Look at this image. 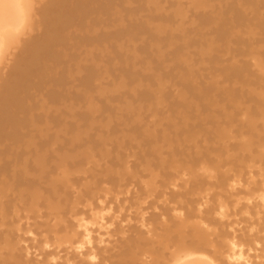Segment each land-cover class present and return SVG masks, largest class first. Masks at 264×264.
I'll return each mask as SVG.
<instances>
[{"label": "bare ground", "instance_id": "bare-ground-1", "mask_svg": "<svg viewBox=\"0 0 264 264\" xmlns=\"http://www.w3.org/2000/svg\"><path fill=\"white\" fill-rule=\"evenodd\" d=\"M85 1H88V0H85ZM96 1V0H95ZM98 1V0H97ZM104 0H100V1H98V2H100V3H98L97 2V7L98 8H101L102 7V9L103 10H110V7H107V1L105 0V3L103 2ZM115 1H117V0H115ZM188 1V0H187ZM205 1V0H204ZM233 1V0H232ZM245 1H247V0H245ZM245 1L243 0V2H244V4H247V5H245V6H248L249 5V7H250V5H252V4H250V3H245ZM84 2V1H83ZM81 0H0V264H35L34 262H32L31 261V259H29V260H27V261H24L23 260V253H24V249H29V247H30V245L33 247H36V248H38V250H36V251H38L39 252V255H40V258L38 257L37 258V260H36V264H264V253H262V255L261 256H257V259H258V262H256V261H254V255H253V253H251L252 255H253V257L251 256V254H249V250H250V246L248 247L249 248V250H246L247 248H246V245H244V243H242L241 241H240V239L238 238V236L237 235H231V237H229L230 239H231V241H229V239H222V236L221 235H217V230H212V226L210 225V224H208V223H210L209 221H208V223H207V221H206V223H205V221L204 222H202L201 221V224L203 225V227L205 228H203V227H201V229L200 230H198V226H199V224L198 223H196V224H193L194 226L193 227H191V225L189 224V222H190V220H191V218H193V214L191 213V212H188L187 214H185L184 213V209H185V207L183 206V205H177V206H174V205H171L172 207H170V205L168 204V203H166V201L167 202H171V201H173V200H175V198L176 197H188L189 195L192 197V195H196L198 192H199V197H200V195H203V194H201L200 192H201V190H202V188H203V185H205V182H207V177L209 178V177H212L213 175H217V177H216V179L215 180H213L212 182H214V184H215V187L217 188V187H219V188H224V187H226V186H228L229 184H230V182H233V184H232V186H231V184H230V186H231V189L233 190L234 188H232L233 187V185L235 184H238V183H240L241 181H242V178L244 177V175H245V173H244V169H242L243 167L241 166L243 163H241L240 164V167L241 168H234L233 170H230L229 168H228V170H224V167L225 166H228V165H230L231 163H230V160H229V162L228 161H225V160H223L222 159V156L221 155H214L213 153H212V151L213 150H216V149H212V151H211V145H209L208 146V144L210 143H207V142H205V144L206 145H204V148H203V150H202V148H200V144H201V141H202V139L204 138V136L205 137H208L209 135V137L208 138H211V136H213V135H211V134H213L214 132V134H219L220 132H221V130H222V128H220L223 124H226V120L223 122V121H216L215 122V120L214 119H217V118H219V117H216V118H214L213 119V117H211L212 115H208V116H206V115H203V113H205V112H208L207 110L209 109V106L207 105L208 104V102L211 104L212 102H210V101H212L211 99H208L210 96H208L207 95V93L205 92L206 90L208 91L209 89H206V88H202L201 90H199V91H202L201 93H199V94H197L196 95V93H194L193 91H194V89L195 88H193V85H194V87H196V90L195 91H197L198 90V85L199 84H194V82L195 83H197L196 81H198V78L199 77H197V76H195L196 78H194V76H192L193 74H195V73H192L194 70H193V66H192V64L190 65V62L192 61L191 60V58H190V62L188 63V61H186V60H188V59H186L185 61H186V65L185 66H183L182 64H185V61H183L182 60V62H184V63H182L181 64V69L179 68L180 67V64H179V62H178V66L179 67H177V68H179V72H178V75L180 74V73H182L181 72V70L183 71V72H185L184 71V68L183 67H187V65L189 64L190 66H192L191 68H192V70H190L191 72H190V74H191V77L192 78H189L190 77V74H188V75H186V76H188V79L190 80V81H193V82H189V80L188 79H186V82L188 81V83H190V86H189V88H188V86L187 85H189V84H185V83H182V82H184L185 81V78H187L186 76H185V78H183L184 79V81H182V82H180V81H178L179 82V85H181V83H182V85L183 84H185L186 86H187V88H188V90H187V88H186V90H183L184 88H181L180 90H179V92L180 93H182L183 94V92L184 91H186V92H184V94L187 96H185L184 97V99H183V97H181L182 99H183V101H179V100H177V101H179V105L180 106H177V110H176V107H174L173 108V104L171 105L170 104V107H168L167 109V114H169L168 116H169V119H173V114L175 115V114H179V115H175V117L177 118L178 117V119H177V121L178 120H180V122L179 123H181L180 124V126H178V124H177V122L176 121H174V120H176L175 118H174V120H172V122L170 123V125H174V127H176V133H177V135L176 136H178V135H181V131L182 130H185L184 131V134H182V135H184L185 136V142L186 143H188V144H190V143H192V142H194L195 141V147L194 148H196L197 150L195 151V153H192V152H190V153H192L191 155H190V153H188V152H186V153H188L189 155L188 156H186V158L184 157V155H185V151L186 150H184V148H186V147H184V148H178L177 147V149L178 150H176V152L178 153H181L182 154V156L184 157V159H181L180 161H182L181 162V164H179V165H176L177 163H174V162H177V160L176 161H174V159H175V157H174V159L173 158H171L170 160H172V161H169V155H170V153H168V151H165V145L170 141V140H174L175 138L173 137V138H169V135H167L166 134V132H165V130L164 131H158V130H160V129H158V127H156L155 129H158V130H155L154 132H151V129H147L146 131H142V132H140V130H135L136 128H134L135 126H133V128H132V131L135 133V132H137V131H139L140 132V134H138L139 132H137V133H133L134 135H132V136H136V137H138V139L141 137V138H143L144 140L143 141H140V140H138V141H140V143H139V148H141V150H143L144 148H147V149H150L152 152H153V155H149L150 156V158L151 159H147V161L145 162L146 164L144 165V169H143V171H142V173L144 174V175H148L147 177H151L150 178V181H148V182H146V181H144L143 183H145V185H143V187L145 186V190L143 191V192H146V194L147 195H149L148 197H150V194H152V196L154 197V202H155V200H158L159 198H161V196H163L162 198L163 199H165V200H160V202H162V201H164V204L161 206V207H158V209L157 208H155L156 210H158V212H159V210H160V212L158 213H156V212H154V213H152V214H150L149 215V217L147 218V217H145L144 219H145V221H149V223H147V224H149V225H147L146 223H145V225H144V227H150L151 229H147V230H131L132 228H133V226H128V229L127 230H107V235L109 236L108 237V245H106V246H96L95 245V242H96V239H97V237L95 236L96 234H98V233H100V231H102V230H100L101 228H104L103 226H101V227H99L100 225H101V223L104 221V220H107V221H110V220H112L113 218H107L105 215H104V211H105V205L106 204H109V203H111V202H113V200H116L118 203H122V201H123V203L125 202V201H127L128 199H131V198H135V195H137V193H138V190H139V184L137 183L138 181H136V178H133L135 181H131L130 182V180H131V178H126V179H124V180H122L123 181V183H121V182H119L118 183V186H117V182H118V180H117V177H118V175L115 173L116 172V167L115 166H111V165H109V164H114V165H116L115 163H117V164H122V165H125L126 166V169H129V170H131L132 168H138L139 166H142V164L140 165V162L138 163V162H136L137 160H138V158L135 160L134 158H130V156L132 155V154H129L128 155V153H127V155H126V157H127V161H125V160H122L123 158L121 157V159H120V157H118V156H113L112 154L113 153H111L112 152V150L111 149H109V150H107V152H105L104 150L103 151H101V156H103V158L106 160V158H107V156H108V159L106 160V165L104 166V167H102V164H97V166H95V167H93V166H89L90 168L89 169H87V171L86 172H83V174H81L82 172H74V168L77 166V165H79V166H81V164H83V163H85L84 162V160H83V158H84V156L86 157V153H87V150L84 152V153H82L83 151L82 150H80L79 149V152L81 151V155H79V154H77L76 153V155H74L73 156V154H64V155H62V154H60L61 153V151H62V149L65 147V145H66V142L67 141H70V140H72V141H74V139H72L71 137H72V135H74L75 134V131H76V129H74V127H77L79 130H80V132H81V130H82V132H84V128H86V125H90V126H93L92 124H86V123H88L87 122V120H88V117H89V119H90V117H91V114L90 113H88L90 116H88L86 113V111L88 110V109H90V110H92L91 108H90V106H91V102L92 101H90L93 97L95 98V96H94V94L93 93H95V94H97V88H101L102 87V83H103V81L104 80H100L98 77V79L97 78H94L93 76H92V72L91 71H89V69H91V68H87V66L85 65V67L88 69V71H89V74H87L88 76H82V74H81V76L82 77H75V74L78 72V70L79 71H84V69H83V65L81 64V65H78L77 64V62H75V64H74V66L77 64V66H75V67H73L72 65H73V63L74 62H70L69 63V61H65V60H67V58L68 59H70L71 58V56H74V54H76L75 52V50H73L74 48H78V47H73V46H75V45H77V42H75V41H72V40H74V39H76V37H78V33H80L81 31H80V29H76L78 26L79 27H81L83 24H84V22H86L87 21V16L89 15L88 13H90V12H88L87 11V9H88V7L85 5V3H83ZM93 1H91V3H92ZM129 3H130V1H128ZM193 2V1H192ZM195 2H197V0H195ZM203 2V1H202ZM202 2H201V4H202ZM243 2L241 3V5H238L237 7H240V6H242L243 5V8L242 7H240V8H242V9H244V4H243ZM262 2V1H261ZM109 3V2H108ZM112 3H115V2H112ZM127 3V2H126ZM160 3V2H159ZM183 3H184V1H183ZM188 3H189V1H188ZM194 3V2H193ZM200 2H198V4H197V6H199V5H201V4H199ZM253 3V2H252ZM255 3V2H254ZM260 3V2H259ZM131 4V3H130ZM130 4H128V5H130ZM191 4V3H190ZM204 4V3H203ZM235 4V3H234ZM85 5V6H84ZM192 5H194L195 6V4H191V7H192ZM117 6H119V5H117ZM216 6V5H215ZM232 6V5H231ZM255 6V7H254ZM256 6L257 5H255V4H253L252 5V9H253V11H251V12H249V8H248V13H252V12H254V14H255V18H254V16L252 17V25L254 26L255 24H256V22H257V24H256V26H254L253 28L255 29V27L257 28L258 27V29L260 28V29H262L263 27H264V14L263 13H261L260 14V12L262 11V10H260V11H258L259 10V6H257L258 8H256ZM87 9H86V8ZM121 7V6H120ZM129 7V6H128ZM190 7V6H189ZM229 7V6H228ZM227 7V8H228ZM235 7V6H234ZM96 8V7H95ZM116 8L117 7H115L113 10H116ZM119 8V7H118ZM217 8V7H216ZM215 8V9H216ZM221 8H223V10L225 9L224 7H222L221 6ZM221 8H218V9H216L217 11H221ZM239 8V9H240ZM246 8V7H245ZM255 8V9H254ZM94 9V8H93ZM157 9V8H156ZM176 9H178V11H179V8H176ZM190 9V8H189ZM194 9V8H193ZM198 9V8H197ZM213 10H215L214 8H212ZM247 9V8H246ZM251 9V10H252ZM89 11H90V9H88ZM96 10H97V8H96ZM95 10V11H96ZM103 10H101V11H103ZM173 10V9H172ZM200 10H202V9H200ZM203 10H206V9H204V7H203ZM202 10V11H203ZM221 11V12H219V13H217L218 15H219V17H218V19H216L215 17V19L217 20L216 22L217 23H221V24H219V25H221L222 26V22H220V20L219 19H221V20H223V18L225 19V18H227L226 16L224 17L223 15V17L222 18H220V14L222 13V12H224V11ZM236 10H237V8H236ZM241 10V9H240ZM91 11H93L92 9H91ZM95 11H93L92 13H94ZM116 11H118V10H116ZM120 11V10H119ZM118 11V12H119ZM189 11V10H188ZM198 11V10H197ZM197 11H196V13H197ZM209 11V10H208ZM243 11V10H242ZM245 11V14L243 15V12H233L232 14H231V18H232V22L230 23V24H232L233 26L234 25H236L237 27H239L238 28V33L240 32H243V29L245 28L246 30L248 29V34L250 35V34H252V35H254L253 37H252V39L251 40H246V36L248 35L247 33H246V35H245V33H243L244 34V39L246 40H244L243 38L240 40L239 38H237V36L234 38V40L232 41H230V42H232V43H234L235 45H238V47H237V49H236V51L237 50H239V45L240 44H242V40H244L243 41V43L244 42H249L250 44V47L252 48V46H255V44H256V48L258 47L259 49H258V51L257 50H254L255 52L257 51V52H259L260 53V56L262 57V55L264 54V31H257L258 29H253L252 28V26H251V31L249 30V25H250V22L251 21H249V22H247V20H249V18L251 19V17H249L251 14H248L246 11L247 10H244ZM264 11V10H263ZM99 12V11H98ZM107 12V11H106ZM109 12V11H108ZM112 12V11H111ZM199 12V11H198ZM206 12H207V10H206ZM216 12V11H215ZM96 13V12H95ZM101 13V12H100ZM112 13H114V14H116V12H112ZM111 13V15L113 16L114 14H112ZM180 13V12H179ZM200 13H201V15H202V12L200 11ZM246 13H247V16L245 17V15H246ZM120 14H121V12H120ZM176 14V13H175ZM189 14V13H188ZM187 14V15H188ZM197 14H199V13H197ZM206 13H204V15H205ZM212 14H213V12H212ZM224 14V13H223ZM263 14V15H262ZM91 15V14H90ZM101 15V14H100ZM103 15V16H102ZM101 16V18L103 19V18H106V16L104 17V14H102ZM119 14L117 13L116 15H115V17L116 16H118ZM190 15V14H189ZM201 15H200V18H202L201 17ZM228 15V14H227ZM252 15H253V13H252ZM121 15H119V17H120ZM178 16V15H177ZM215 16H217V15H215ZM91 17H92V15H91ZM98 17H100V16H98ZM108 17V16H107ZM115 17H110L111 19H114ZM118 17V19H116L115 18V20H114V24H113V22H110V21H107V22H110L111 24H112V26L113 25H117L116 23H120V26L121 27H119V28H122L123 26L121 25V24H123V23H121L122 21H121V19H122V16L119 18ZM176 17V16H175ZM184 17H186V19H187V17L188 16H184ZM184 17H182V18H184ZM197 18L199 17V15H197L196 16ZM229 17V16H228ZM249 17V18H248ZM109 18V17H108ZM153 18V17H152ZM152 18L150 17V19L152 20ZM181 18V19H182ZM196 18V19H197ZM214 18H212V19H214ZM236 18L237 20L236 21H234V19ZM248 18V19H247ZM92 19V18H91ZM100 19V18H99ZM98 19V20H99ZM119 19H120V21H119ZM154 19H155V16H154ZM153 19V20H154ZM185 19V20H186ZM211 19V18H210ZM254 19H255V21L256 22H253L254 21ZM119 22H118V21ZM188 20V19H187ZM219 20V21H218ZM103 21V25H105L104 24V21L106 22V20H102ZM117 21V22H116ZM161 21H162V19H161ZM183 21V20H182ZM181 21V22H182ZM192 21H194V20H192ZM208 22H209V20H207ZM225 21V20H224ZM227 21V20H226ZM225 21V22H226ZM89 21H87L86 23L87 24H91V23H88ZM116 22V23H115ZM132 22V21H131ZM146 22H148V19H147V21ZM145 22V24H147ZM184 22V21H183ZM186 22V21H185ZM184 22V23H185ZM201 22H203V24H204V22H205V20L204 21H201ZM208 22L206 23L205 22V26H206V24L208 25ZM210 22H211V20H210ZM209 22V23H210ZM213 22H215V20H212V24H213ZM237 22H240L241 24V27H243L244 25H245V27L244 28H241L240 27V25H238L237 24ZM183 23V24H184ZM191 23V22H190ZM197 23V22H196ZM242 23H244V25L242 24ZM249 23V25H247ZM86 24V25H87ZM99 25H102L101 23H98ZM144 24V25H145ZM149 24V23H148ZM152 24H154V23H152ZM165 23H163L162 25H164ZM211 24V23H210ZM210 24H209V26H210ZM227 24V23H226ZM85 24H84V26H86ZM89 25H87L86 26V29H85V27H83V32H81V33H85V32H87V33H89V34H87L86 35V33L85 34H81V38L83 39H89L90 40V38H91V33H94V36H96L97 38L101 35V34H98L97 33V35H95V31H97L98 32V30H100V29H98V27H97V29H96V27H94L95 25L97 26V24H95L94 22L91 24V26H90V31H92V32H88V28H89ZM123 25H125V24H123ZM162 25H160V26H162ZM192 25H193V22H192ZM191 25V26H192ZM194 25H197V24H194ZM193 25V26H194ZM218 25V24H217ZM218 25V26H219ZM243 25V26H242ZM126 26V25H125ZM124 26V27H125ZM136 26V25H135ZM147 26V29H148V31H149V33H147V29H143L144 31H142V33L143 32H145L146 34H148V37L150 36L151 37V34L150 33H153L154 32V34H155V36L157 35V33H159V31H153V28L151 29V28H148V25H146ZM145 26V27H146ZM158 26V25H157ZM160 26H158V27H160ZM176 26V25H175ZM192 26V27H193ZM204 26V27H205ZM218 27V30L220 29V28H222V27ZM226 26V25H225ZM236 26H234V28H236ZM246 26H247V28H246ZM260 26V27H259ZM75 27V28H74ZM78 27V28H79ZM88 27V28H87ZM91 27H94V30L91 28ZM100 27H102V26H100ZM108 27V26H107ZM110 27V26H109ZM163 27V26H162ZM162 27H160L161 29H162ZM164 27H166L165 25H164ZM197 27H198V25H197ZM217 27V26H216ZM228 27H230L229 26V24H228ZM114 28H116V31H117V27L116 26H114ZM118 28V29H119ZM126 28V30H127V27H125ZM130 28L131 27H129V30H130ZM134 27V25H133V28H131V32H129V30H127L128 31V34L130 33V36H128V35H126L124 38H120L121 36H122V34H123V36H124V28H122V29H119V30H121L120 32L122 33H119L118 34V32H119V30H118V32H112L115 36H116V34H117V36H118V38L117 39H119V42L117 43V45H119L120 47H122L123 48V44H121L120 45V43H122V42H120L121 41V39H125L127 36L129 37L128 39L129 40H127V43H128V41H130L131 40V42H134V41H137V39L138 38H136V40L135 39H132V38H130L131 36L133 37V38H135V36H136V34L134 35V32H136L137 33V31H132V30H135V29H137V28H135ZM181 28H183V27H181ZM180 28V29H181ZM186 28H189V27H187L186 26ZM194 28V27H193ZM241 28V29H240ZM71 29V30H70ZM76 29V31H78V33H76V31L74 32L73 30H75ZM96 29V30H95ZM104 29V28H103ZM108 29V28H107ZM150 29H151V31H150ZM165 31H166V29L165 28H163ZM172 29V28H171ZM170 28H169V30H171ZM202 29V28H201ZM214 29V28H213ZM217 29V28H216ZM244 29V30H245ZM253 29V30H252ZM259 29V30H260ZM84 30H87V31H84ZM109 30H110V28H109ZM111 30H112V28H111ZM115 30V29H114ZM114 30H112V31H114ZM139 30H140V28H139ZM154 30H156L155 29V27H154ZM157 30H158V28H157ZM218 30H216L217 31V39L219 40V42H220V44L221 43H226L227 44V42H228V40L226 39V42H225V37H223L222 38V36L220 37V38H222L221 40L222 41H220V38L218 37V36H220V34L221 35H223V34H226V32L224 31V30H221L220 29V31L218 32ZM240 30H242V31H240ZM246 30H245V32H246ZM103 31V30H102ZM153 31V32H152ZM188 31V30H187ZM187 31L185 32V33H187ZM204 31V30H203ZM209 31V30H208ZM211 31V30H210ZM252 31H254V32H252ZM255 31H256V33H255ZM133 32V33H132ZM170 32V31H169ZM177 32V31H176ZM180 32V34L179 35H181V37H183L184 35H185V33H184V35L182 36V31H179ZM228 32V31H227ZM103 33H104V31H103ZM140 33V34H139ZM167 33H168V31H167ZM166 33V34H167ZM190 33V32H189ZM189 33L187 34V36L185 35V37H183L184 39H185V45H186V43L187 42H192L193 41V43L192 44H194L195 42L197 43L198 42V44H199V42H200V38H202L203 39V41L201 40V42L202 43H208V41L210 40L209 38H206V39H204L202 36L201 37H198L197 36V39L195 40V38L196 37H194L193 38V40L192 39H189L188 41L186 40V38H188V36H189ZM202 33V31H200V33H198V35L199 34H201ZM229 33V32H228ZM233 34L235 33V32H232ZM254 33V34H253ZM109 34V33H108ZM121 34V35H120ZM139 36H141L142 34H141V32L139 31L138 33H137ZM150 34V35H149ZM153 34V35H154ZM165 34V35H166ZM169 35H171V36H173L172 38H174V39H178V38H180V36L179 35H177L176 33L174 34L173 33V31H171L170 33H168ZM219 34V35H218ZM243 34H242V36H243ZM74 35H76V37H74V38H72ZM84 35H86L87 37L85 38V36ZM88 35L90 36V38H88ZM113 35V36H114ZM144 35V34H143ZM152 35V37H155V36H153ZM159 35V34H158ZM157 35V36H158ZM164 35V34H163ZM176 35V36H175ZM203 35V34H202ZM206 34H204V36H205ZM235 35H237V33H235L234 34V36ZM240 35V34H239ZM252 35H250V36H252ZM84 36V37H83ZM94 36H93V34H92V37L94 38ZM109 36H110V34H109ZM112 36V37H113ZM116 36V37H117ZM120 36V37H119ZM146 36V35H145ZM176 38H175V37ZM177 36H179V37H177ZM200 36V35H199ZM224 36V35H223ZM241 36V35H240ZM95 37V38H96ZM143 37V36H142ZM151 37V39L154 41V40H158V39H162V37L160 38L159 36H158V38H152ZM164 37V36H163ZM168 37H170V36H166V38L165 39H167ZM206 37V36H205ZM215 37V42L217 41L218 42V40H216V36H214ZM79 38H80V36H79ZM76 39V40H81V39ZM94 38V39H95ZM164 38H163V40H164ZM172 38H170V40H169V42H167L166 40H164V43H166V44H168V43H170L171 42V40H173ZM183 38H180L181 40L183 39ZM199 38V39H198ZM83 39V40H84ZM92 39V38H91ZM104 39V38H103ZM106 39V38H105ZM114 39V38H113ZM180 39H179V41H180ZM232 39V38H231ZM82 40V41H83ZM97 40H99V39H97ZM133 40V41H132ZM140 40H141V38H140ZM154 41V43H158V41ZM191 40V41H190ZM239 40H240V42H239ZM19 41H21V43L20 44H18V42ZM78 41V42H79ZM81 41V42H82ZM85 41H87V40H85ZM94 41V43L96 42V40H93ZM146 41V40H145ZM152 41V42H153ZM160 41H162V40H160ZM159 41V42H160ZM187 41V42H186ZM195 41V42H194ZM205 41V42H204ZM212 41V43H213V40H211ZM252 41H254V43L252 42ZM69 42H71L72 44L73 43H76V44H74L73 46H71V50L70 49H68L67 50V48H68V44H71V43H69ZM80 42V43H81ZM90 44H91V40L90 41H88ZM88 42H87V44L86 45H84V43H83V45L82 46H84V48H86V47H88ZM102 42V41H101ZM131 42L129 43L130 44V46H133V47H136V46H134V45H132V44H136L137 42H135V43H132L131 44ZM148 42H149V38H148ZM152 42H151V44H152ZM173 42H174V40H173ZM181 42V41H180ZM179 42V43H180ZM184 42V41H183ZM182 42V43H183ZM200 42V43H201ZM216 42V43H217ZM239 42V44H237ZM247 42V43H248ZM81 43V44H82ZM125 43V45H127V43L126 42H124ZM144 43V42H143ZM146 43L147 42H145L143 45H145V47H144V49L146 48ZM156 43V44H157ZM163 43V44H164ZM172 43V42H171ZM170 43V44H171ZM177 44V45H179V46H177V47H180V49H176V46L174 47L175 49H173V51L174 50H177V51H170L171 53L173 52V54H175L174 55V57L176 56V61H178V58H177V53H180L179 55H181V51H182V48H183V44ZM206 43V44H207ZM210 44H211V42H209ZM231 43V48L233 47L234 48V45ZM89 44V45H90ZM97 44H100V46H101V43H97ZM106 44V43H105ZM128 44V45H129ZM149 44H150V42H149ZM160 44V43H159ZM162 44V43H161ZM165 44V45H166ZM191 44V43H190ZM210 44H208V46L210 45ZM213 44H215V43H213ZM228 44H230V43H228ZM111 45V44H110ZM148 45V44H147ZM172 45V44H171ZM174 45H176L175 43H174ZM184 45V46H185ZM188 45L189 44H187L185 47H188ZM233 45V46H232ZM242 45H245V47H243ZM241 45V48L243 47L244 49L242 50V52L244 53V56H247V54H249L250 52H252V50H253V48H252V50L249 52V49H250V47L249 46H246V43L245 44H242ZM248 45V44H247ZM258 45V46H257ZM262 45V46H261ZM63 46H65V47H63ZM66 46H67V48H66ZM82 46H81V48H80V52H81V49H83V51H84V48H82ZM113 46L114 47H116V45H114L113 44ZM162 46V45H161ZM161 46H158L159 48H161ZM167 46V45H166ZM173 46V45H172ZM181 46H182V48H181ZM197 46V45H196ZM203 46H205V45H203ZM207 46V45H206ZM220 46H222L221 48H219ZM223 46H226V47H228V45H219L218 46V48H219V50H221L222 48H224ZM94 47V46H93ZM107 47V46H106ZM105 47V48H106ZM110 46H108L107 48H109ZM189 47H190V45H189ZM212 46H209V49L211 48ZM217 47V46H216ZM216 47H214L215 48V50L213 49L212 50V48L210 49V50H212V51H214V52H216V54H218V58L220 59L221 58V56L219 55V53L218 52H220V51H218L217 50V48ZM90 48V47H89ZM97 48L99 49V46L97 45ZM100 48H103V47H100ZM107 48H106V50H107ZM110 48H112V45H111V47ZM171 48V47H170ZM191 48V47H190ZM197 48V47H196ZM232 48V49H233ZM255 48V49H256ZM95 49V48H94ZM118 49V48H117ZM116 49V50H117ZM136 49V48H135ZM134 49V50H135ZM158 49V48H157ZM162 49L164 50L165 48H164V45L162 46ZM162 49H160V52H161V50ZM172 49H170V50H172ZM188 49L189 48H187V51L186 52H188ZM204 49V48H203ZM209 49H207V56H209ZM226 49V48H225ZM225 49L224 50H222L223 51V54L225 53L226 54V56H227V54L229 55V53H226L225 52ZM230 49V48H229ZM229 49H227L226 51L228 52L229 51ZM68 52H67V51ZM73 50V51H72ZM101 50V49H100ZM109 51H110V49H108ZM115 50V51H116ZM120 50V49H119ZM149 49L147 48L146 50H144V51H146V54H147V51H148ZM163 50H162V52H163ZM180 52H179V51ZM185 50H186V48H185ZM217 50V51H216ZM65 51V52H64ZM155 51V50H154ZM157 51V50H156ZM159 51V50H158ZM157 51V52H158ZM165 51V50H164ZM201 51V50H200ZM203 51H205V50H203ZM212 51H211V53L210 54H212V55H210L208 58H207V60L208 61H212L211 63L213 64V63H215L216 61L215 60H217L218 61V58L216 59L215 58V56L217 57V55L216 54H214L215 56H214V58H212L213 57V53H212ZM67 52V53H66ZM71 52V54L72 55H70L69 53ZM85 52V51H84ZM94 52V51H93ZM112 52H114L113 50H112ZM112 52H109V54H110V60H111V57L112 56H114V55H112L111 56V54H112ZM151 52H153V51H151ZM159 52V53H160ZM170 52H163L162 54H163V56H162V54H161V57H160V54H158V53H156V54H158V55H156V54H154V55H156L155 57L157 58H155L154 57V55H153V57H154V59L155 60H157L158 61V59H161V58H163L164 56L165 57H167L169 54H170ZM184 52V54L186 53L185 51H183ZM230 52V51H229ZM234 52V51H233ZM230 52V54L232 53V54H235L236 52ZM79 55H80V53H79V48H78V52H77ZM81 53H83V52H81ZM89 53V52H88ZM92 53V52H91ZM95 53V52H94ZM96 53H98V52H96ZM102 53V52H101ZM115 53V55H117L116 54V52H114ZM121 53H123V52H121ZM149 53V52H148ZM189 53V52H188ZM68 54L70 55V56H68ZM83 54H85V53H83ZM86 54H87V52H86ZM118 54H120L119 52H118ZM204 54H206V53H204L203 52V55ZM232 54H231V56H232ZM256 54V53H255ZM255 54H253V56L255 55ZM77 55V54H76ZM78 55V56H79ZM88 55V54H87ZM167 55V56H166ZM182 55H183V53H182ZM193 55V54H192ZM250 55V54H249ZM252 55V54H251ZM250 55V56H251ZM78 56H75V57H72L71 58V60H73V59H75L76 57H77V59H78ZM90 56H92V55H90ZM106 56V55H105ZM109 56V55H108ZM146 56V55H145ZM152 56V55H151ZM206 56V55H205ZM230 56V60L229 61H232L233 62V60H235V59H231L232 57ZM259 56V57H260ZM85 57H86V55H85ZM115 57V56H114ZM114 57H112V58H114ZM158 57H160V58H158ZM172 57H173V55H172ZM180 57V56H179ZM190 57H192V56H190ZM234 57V56H233ZM239 57L241 58V55H239ZM258 57V56H257ZM82 58V57H81ZM91 58H93V57H91ZM126 58V57H125ZM124 57H123V59H121V60H124L125 59ZM168 58V62H169V58H171V54H170V56H168L167 57ZM236 58V57H235ZM65 59V60H64ZM142 59V58H141ZM144 59V58H143ZM146 59V58H145ZM145 59L143 60V61H145ZM153 59V60H154ZM166 59V58H165ZM165 59H162L163 60V62L161 61V60H159V61H161V62H159V63H162V64H158L157 63V65L159 66V69H158V71L157 72H159V73H157V72H155V69H153L154 71H153V73H157V75H156V77L157 76H159V74L161 75L162 73H163V71L165 70V71H167V74L168 73H170L172 70H168L169 69V67L167 66V70H166V65H168V64H165V62L164 61H167V59L165 60ZM174 58H172V60H173ZM181 59H182V57H180V63H181ZM213 59H215V60H213ZM252 59V58H251ZM76 60V59H75ZM83 60H85V59H83ZM109 60V61H110ZM125 60H127V59H125ZM151 60V59H150ZM227 60V59H226ZM225 60V61H226ZM240 59L238 58V61L237 60H235L234 61V63H237L236 65H234L233 66V63H232V66H228L227 64V66H226V68H228L229 67V69H228V73H230V71H231V73L234 71V73H235V75H241V76H245V74H244V69H247V67L245 66V65H249V61H244V58L242 57V60H243V62H241V61H239ZM252 60H255V59H252ZM261 59H258V61H260ZM111 61H113V64H115L114 63V61H116V60H111ZM110 61V62H111ZM215 61V62H214ZM79 62V61H78ZM117 63L115 64L116 65V67H117V64L119 63V61L117 60L116 61ZM122 62L123 61H120V67H119V64H118V69H116L115 71H117V70H119L120 68H122L121 66H122ZM124 62H132V60H128V61H124ZM141 62H142V60H141ZM172 62V61H171ZM171 62H169L170 64H171ZM226 62H228V60L226 61ZM241 62V63H240ZM67 63H69L70 64V66H69V64H67ZM96 62L94 61V64H95ZM133 63V62H132ZM152 63H153V61H152ZM177 62H173V64L175 65V67L177 66V64H176ZM188 63V64H187ZM192 63V62H191ZM218 63H220V62H217V63H215V65H217ZM261 63V64H260ZM258 62L257 63V66L260 64V68H261V70L263 71V69H264V67H263V65H262V62ZM72 64V65H71ZM86 64V63H85ZM90 64V63H89ZM93 64V65H94ZM98 64V63H97ZM125 64V63H124ZM134 64V63H133ZM165 65V66H162L161 68H160V65ZM169 64V65H170ZM230 65H231V62L229 63ZM254 64H255V62H254ZM263 64H264V60H263ZM68 65V66H67ZM102 65V64H101ZM131 64H129V66H130ZM189 65H188V67L186 68L188 71H189V69H190V67H189ZM214 65V66H215ZM65 66H67V67H69V68H67V67H65ZM82 66V67H81ZM97 66V65H96ZM104 66V65H103ZM108 66V65H107ZM111 66V65H110ZM114 66V65H113ZM127 67V68H124V69H129V68H133V65L131 66V67ZM170 66H172V64L170 65ZM213 65H211V67H212ZM213 66V67H214ZM218 66H220L219 68L217 67V71L221 68V65L219 64ZM223 66V65H222ZM225 66H223L224 68H225ZM70 67H71V69L74 71H72V70H70ZM78 67V70H76V68ZM94 67H95V65H94ZM98 67H99V65H98ZM97 67V68H98ZM152 67V66H151ZM165 69H164V68ZM205 67V66H204ZM223 67L221 68V70H219L218 72L220 73L221 71L223 72V71H225V69H223ZM230 67H232V68H230ZM234 67V68H233ZM75 68V69H74ZM100 68V67H99ZM153 68V67H152ZM152 68H151V70H152ZM183 68V69H182ZM189 68V69H188ZM198 68V67H197ZM124 69H120L119 71H121V70H124ZM147 69H149V66H148V68ZM162 69V70H161ZM164 69V70H163ZM185 69V70H186ZM231 69H233V70H231ZM95 70V69H94ZM132 70H135V68H133V69H131V71ZM150 70V71H151ZM159 70H161V71H159ZM77 71V72H76ZM97 71V70H96ZM104 71H106V70H104ZM111 71H112V68H111ZM110 71V72H111ZM114 71V72H115ZM126 71V70H125ZM131 71H130V69H129V72L131 73ZM148 72H149V70H147ZM169 71V72H168ZM217 71H216V73H217ZM95 72V71H94ZM106 72H109V71H106ZM126 72H128V71H126ZM128 72V73H129ZM152 72V71H151ZM174 72V71H173ZM264 72V71H263ZM90 73H92L91 75H90ZM99 73V72H98ZM105 73V72H104ZM113 73V71L111 72V74ZM122 73V72H121ZM120 73V74H121ZM153 73L151 74V75H149V73H148V75L147 74H145V75H147V78H145L146 76L143 74V76H144V82L147 80V82L148 83H150L151 85H153L154 84V81L155 80H157V79H154V77H155V75H153ZM165 73V72H164ZM163 73V75H165ZM186 73V72H185ZM226 73V72H225ZM224 72H223V74H219V76L220 77H222L224 74H225ZM74 75V77H72L73 75ZM79 74V73H78ZM101 74H103V72L101 73ZM107 74V73H106ZM109 74V73H108ZM108 74H107V76H108ZM117 74V73H116ZM174 74H175V72L173 73V76H174ZM198 74V73H197ZM196 74V75H197ZM264 74V73H263ZM68 75V76H67ZM99 75V74H98ZM122 75H124V72L122 73ZM126 75V74H125ZM128 75H133V74H128ZM127 75V76H128ZM163 75H161V77L159 76V77H157L158 79H159V81L161 80V78L163 77V78H165V76H163ZM180 75H182V76H184L183 75V73L182 74H180ZM180 75H179V77H180ZM218 75V74H217ZM227 75H229V74H227ZM227 75L225 74V76L227 77ZM15 77L16 79H12L11 77ZM67 76V77H66ZM76 76H78L77 74H76ZM131 76H129V77H131ZM135 74L133 75V77H131V78H135ZM142 76V77H143ZM150 76H151V79L153 78L154 79V81H153V84L151 83L152 82V80H148V77L150 78ZM203 76V75H202ZM205 76V75H204ZM203 76V77H204ZM219 76H218V78H219ZM87 77V78H86ZM91 78V80L89 79V78ZM103 77V76H102ZM112 77V76H111ZM141 77V78H142ZM155 77V78H156ZM168 77H171L170 75H168ZM168 77H166V78H168ZM175 77H177L176 76V74H175ZM174 77V78H175ZM179 77H177V78H175L176 79V81H175V84L174 85H172L171 84V82H172V80L171 81H169L170 82V84L169 83H167L168 85V89H169V86L170 85H172V86H170V88L171 87H173V88H176V87H174L176 84L178 85V83H177V79L179 78ZM225 77V78H226ZM92 78H93V80H95L94 82H95V84L93 83V84H90V86H89V82L90 81H92ZM105 78V77H104ZM109 78H110V74H109ZM137 78V77H136ZM162 78V82L164 83L163 84V87H161L162 86V84H161V90L163 91V92H166L167 93V91L166 90H163V88L164 89H166L164 86H166L165 84V80L167 81V79H163ZM173 78V77H172ZM205 78V77H204ZM204 78H199L201 81H202V83H203V80L202 79H204ZM223 78V77H222ZM224 78V80H222L223 81V83L224 82H227L228 80H230L229 79V76L225 79ZM106 79V78H105ZM139 79H140V76H139ZM143 79V78H142ZM174 79V80H175ZM180 79H181V77H180ZM183 79H181V80H183ZM193 79H195V80H193ZM206 79V78H205ZM204 79V80H205ZM90 80V81H89ZM111 80H113V79H111ZM111 80H109V81H111ZM164 80V81H163ZM168 80H169V78H168ZM179 80V79H178ZM199 80V81H200ZM220 80V79H219ZM225 80H227V81H225ZM249 80V79H248ZM254 80V79H253ZM89 81V82H88ZM108 81V82H109ZM131 81V80H130ZM138 78H137V80L135 81L136 82V84H135V87L137 88V90H134L135 89V87L134 86H132V88L134 87V91L136 92H138V90H139V93H140V90H142V88L141 89H138V87L139 86H143V88L145 89V87H146V85L143 83V80H142V83L144 84V85H141L142 83H140L139 84V86H138V82H140V81H138ZM198 81V82H199ZM206 81H208V80H205L204 82H205V84H206ZM221 81V82H222ZM131 82H133V81H131ZM130 82V83H131ZM156 82V81H155ZM162 82H160V83H162ZM216 84H217V82L216 81H214ZM229 82V81H228ZM245 82V81H244ZM115 82H113V84H114ZM126 83V82H125ZM158 83V81L156 82V84ZM159 83V84H160ZM193 83V85H192V87H191V84ZM200 83V82H199ZM212 84H215V83H213V82H211ZM220 83V82H219ZM47 84H51V86H50V89H51V91H48V94L50 95V99H53L54 100V102H56V104H54V105H57V103H59L60 101H62V98L64 99L65 98V100L67 101V99L68 98H70L69 100H72L74 97H76L77 98V100L76 99H73V101L74 100H76V102H77V104H84V101H86V100H88V99H90L89 101H88V103H87V101L85 102V103H87L88 105H90L89 106V108L87 109V110H85L84 111V108L82 109H80V110H82L81 111V114H82V120H75L74 122H72L71 124H70V122L68 123V122H66L64 119V127H65V131H67L66 132V134H65V136H62L63 138H65V140H64V142L62 143L63 144V146H60V143H59V141L57 140V137H59L60 138V135H58L59 134V131H57L56 132V139H54V143H53V147L51 148V149H48L47 148V150H43L42 151V148L40 147V144L39 143H45L42 147L43 148H45V147H48L49 146V144L53 141V140H51V139H53V138H51L50 136H47V135H44L45 133L44 132H46V130L47 129H38V127L40 126V125H42L43 123H39V125H38V123H37V121H36V119H26V116H27V113L29 112V110H32L33 108V104H32V102L33 101H36L37 99H38V97L41 95L40 93H42V91L44 90V88H45V85H47ZM104 84H105V82H104ZM132 84V83H131ZM159 84H157V85H159ZM204 83H203V86H207V88H213V86L211 85L210 86V82L208 83L207 82V84L209 85V87H208V85H205ZM241 84V83H240ZM249 84V83H248ZM94 85H96V87H94ZM128 85V87L126 88V86ZM130 84L129 83H126V85L125 86H123L124 88H126V91H130L131 89H129V88H131L130 86H129ZM137 85V86H136ZM181 85V86H182ZM185 85H183L182 87H184ZM197 85V86H196ZM202 85V84H201ZM221 85V84H220ZM219 84H218V86H220ZM245 85V84H244ZM89 86V87H88ZM145 86V87H144ZM153 86H155V84L153 85ZM185 86V87H186ZM203 86H201V87H203ZM216 87V85L214 86V87H216V88H219V87ZM228 86V85H227ZM234 86V85H233ZM156 87V86H155ZM155 87H153V88H155ZM159 87V86H158ZM160 87H159V89H160ZM225 87V86H224ZM242 87V86H241ZM77 88H79V90H77ZM152 88V87H151ZM173 88H171V89H173ZM193 88V89H192ZM40 89V90H39ZM119 89H120V87H119ZM128 89V90H127ZM143 89V90H144ZM148 89V88H147ZM150 89V88H149ZM159 89H157V87H156V93L154 92L155 90L154 89H150L151 91L152 90H154V91H152V93H150V94H153V93H155L156 94V96L158 95L157 94V90H158V92H160V94H161V92L162 91H159ZM190 89V90H189ZM203 89L205 90V91H203ZM222 89V88H221ZM221 89H219V91L221 90ZM224 89V88H223ZM226 89V88H225ZM224 89V91H226ZM252 89V88H251ZM46 90H47V88H46ZM121 90V89H120ZM122 90H123V88H122ZM125 90V89H124ZM141 91V94L140 95H138L139 97L142 95L143 97H144V95H145V97L146 96H148V93L146 92V91ZM178 91V88L177 89H175V90H173V91H170V92H172L171 94H174L175 92L174 91ZM211 90V89H210ZM214 90V89H213ZM230 89L228 88V91H229ZM110 91V90H109ZM125 91V92H126ZM134 91H133V93H134ZM176 91V93L177 94H179V92H177ZM190 91V92H189ZM223 90H222V92H224ZM116 92H117V90H116ZM122 91H120V93H121ZM170 92L168 93V94H170ZM46 93V92H45ZM74 93V94H73ZM112 93H114V92H112ZM128 93V92H127ZM127 93H124V96L126 97V96H132V95H129V93H128V95H125V94H127ZM130 93L131 94H133L132 93V91H130ZM205 93H206V95H205ZM225 93H228V92H225ZM246 93V92H245ZM47 94V93H46ZM99 94V93H98ZM103 94V93H102ZM115 94V93H114ZM170 94V95H171ZM177 94H175L176 96H178L179 97V95H177ZM204 94V95H203ZM241 94H242V92H241ZM240 94V95H241ZM248 94V93H247ZM250 94V93H249ZM255 94V93H254ZM262 94V93H261ZM70 95H72L71 97H70ZM101 95V94H100ZM100 95H98V99L100 98L99 96ZM105 95V94H104ZM136 94H133V97L135 96ZM154 95V94H153ZM251 95V94H250ZM256 95V94H255ZM254 95V96H255ZM259 95V94H258ZM97 96V95H96ZM112 96V95H111ZM116 96H117V94H116ZM124 96H122V97H124ZM138 96H135V97H137V98H139ZM175 96V97H176ZM200 96H202V97H200ZM203 96H206V97H204L203 98ZM208 96V97H207ZM229 96H230V94H229ZM244 97H245V95H243ZM249 96V95H248ZM144 97V98H145ZM158 97H159V95H158ZM177 97V98H178ZM197 97V98H196ZM201 99H200V98ZM262 97H264V96H262ZM261 97V98H262ZM72 98V99H71ZM94 98H93V103H95V105H96V101L97 100H95L94 101ZM114 98V97H113ZM121 98V97H120ZM137 98L136 99H134V98H132V101H133V99H134V101L135 100H137ZM141 98V97H140ZM139 98V99H140ZM154 98V97H153ZM181 98H179L180 100H182ZM200 99L199 101H203V103H204V100H202V98L203 99H208V100H206L205 99V101H206V103H202V104H200V102L198 103H196V101L197 100H195V99ZM211 98V97H210ZM251 98V97H250ZM252 98H253V96H252ZM255 98H257V96L256 97H254V99ZM96 99V98H95ZM126 99L128 100V97H126ZM138 99V102L141 100H139ZM226 99V98H225ZM40 100V99H39ZM78 100H80V102L78 101ZM145 100L146 101H150V100H148L147 98H145ZM157 101L159 100V99H156ZM156 100H153V102H155ZM168 99H166V100H164V101H167ZM176 100V99H175ZM255 100H257V99H255ZM259 100V99H258ZM264 100V99H263ZM41 101H43V100H41ZM66 101H64V103L66 102ZM125 101V100H124ZM144 101V99L141 101V102H143ZM240 101H241V99H240ZM72 102V101H71ZM148 102H146L147 104H148ZM158 102H161V101H158ZM163 102V101H162ZM168 102V101H167ZM169 102H171V100H170V98H169ZM182 102V103H181ZM238 102V101H237ZM43 103V102H42ZM51 103H53V101L51 102ZM90 103V104H89ZM128 103H130V102H128ZM156 104H157V102H155ZM166 103V102H165ZM175 103V102H174ZM181 103V104H180ZM39 104V103H38ZM67 103H65V105H66ZM87 104H85L86 105V107L88 106ZM100 104V103H99ZM108 104V106H112V105H110L109 103H107ZM132 104H133V102H132ZM137 104H139V103H137ZM237 104H239V103H237ZM36 105V104H35ZM64 105V104H63ZM93 105V104H92ZM131 105V104H130ZM150 105V104H149ZM148 105V106H149ZM207 105V106H206ZM219 105V104H218ZM232 105V104H231ZM230 105V106H231ZM235 105H236V103H235ZM254 105H256L255 103H254ZM38 105H36L35 107H37ZM41 106H42V104H41ZM58 106H59V104H58ZM69 105H67V107H68ZM94 106V105H93ZM100 106V105H99ZM102 106V105H101ZM123 106V105H122ZM152 106H153V103H151V110L152 109H154V107H155V105L153 106V108H152ZM158 106V105H157ZM167 106H169V105H167ZM234 106V105H233ZM257 106V105H256ZM48 107V106H47ZM46 107V108H47ZM70 107V106H69ZM72 107H73V105H72ZM95 107V106H94ZM97 107V106H96ZM117 107V106H116ZM132 107V106H131ZM208 107V108H207ZM234 107H237V106H234ZM247 107V106H246ZM41 108H43V107H41ZM40 108V109H41ZM98 108V107H97ZM123 108V107H122ZM133 108V107H132ZM149 108H150V106H149ZM159 108V107H158ZM211 108V107H210ZM242 108V107H241ZM67 109V108H66ZM75 109V108H74ZM73 109V110H74ZM99 109V108H98ZM103 109L104 108H102V109H100L101 111H103ZM126 109V108H125ZM128 109V108H127ZM148 109V108H147ZM174 109V111H172ZM221 109V108H220ZM244 109H246V108H244ZM258 109V108H257ZM34 110H35V108H34ZM60 110V109H59ZM71 110V109H70ZM89 110V111H90ZM94 110V109H93ZM92 110V111H93ZM96 110V109H95ZM104 110H106V109H104ZM158 110V109H157ZM224 110V109H223ZM226 110V109H225ZM238 110H239V108H238ZM241 110V109H240ZM33 111V110H32ZM47 111H48V108H47ZM91 111V112H92ZM119 111V110H118ZM118 111H116V112H118ZM193 111L196 113L195 115L193 114ZM212 111V110H211ZM35 112V111H34ZM56 112H58V110L56 111ZM60 113H59V117L58 118H60V120L63 118V114H65V113H63V111H59ZM80 112V111H79ZM104 112V111H103ZM115 112V116H116V113ZM178 112V113H177ZM217 112V111H216ZM220 112V111H219ZM71 113H72V110H71ZM120 113H121V111H120ZM156 113V112H155ZM166 113V112H165ZM221 113V112H220ZM223 114H224V112H222ZM221 113V114H222ZM262 113V112H261ZM33 114V113H32ZM206 114V113H205ZM216 114V113H215ZM39 115V114H38ZM44 115V114H43ZM48 115V114H47ZM233 115V114H232ZM40 116V115H39ZM111 116V115H110ZM114 116V117H115ZM117 116H119V118L117 117ZM117 118L116 119H118V121L119 122H121L122 120H121V118L123 117V116H121V115H119V113L117 114ZM120 116H121V118H120ZM218 116V115H217ZM25 117V118H24ZM42 117V115L40 116V118ZM49 116H47L46 118H48ZM112 117V116H111ZM110 117V118H111ZM114 117H112L111 119H109L108 117H107V119H109V120H107V122L108 121H111V120H113V118ZM154 117V116H153ZM242 117V116H241ZM251 117V116H250ZM45 118V119H46ZM64 118H66V117H64ZM199 118L201 119V122H197L196 120L198 119L199 120ZM228 118V117H227ZM92 119H94V123L95 124H99L98 123V121H100L99 120V116H98V118H97V120L98 121H95V117H93V115H92ZM104 119H106V118H104ZM116 119H114L115 121H116ZM239 119V118H238ZM249 119H251V118H249ZM248 119V120H249ZM253 119V118H252ZM258 119V118H257ZM256 119V120H257ZM26 120V121H25ZM57 120V119H56ZM113 120V121H114ZM221 120V119H220ZM242 120L243 119H241V122H242ZM245 120H247V119H245ZM255 120V123L257 124V121ZM263 119H261V120H259V123H260V121H262ZM103 121V118H102V120H101V122ZM105 122H106V120H104ZM103 121V122H104ZM124 121V123H125V120H123ZM155 121V120H154ZM196 121V122H195ZM200 121V120H199ZM234 121V120H233ZM254 121V120H253ZM40 122H41V120H40ZM43 122V121H42ZM97 122V123H96ZM100 122V123H101ZM103 122L101 123V124H103ZM104 122V123H105ZM107 122H106V126H107ZM112 122V121H111ZM110 122V123H111ZM126 122H128L129 123V121H126ZM168 122V121H167ZM176 122V123H175ZM215 122V124L217 123L218 124V126L217 127H212V128H208L207 129V126L209 125H211L210 123H214ZM227 122H229V121H227ZM244 122V121H243ZM248 122V121H247ZM252 122V121H251ZM250 122V123H251ZM263 122V121H262ZM261 122V123H262ZM90 123V122H89ZM117 123V122H116ZM115 122H114V126H116L117 124L119 125L120 123H117L116 124ZM124 123H122L121 125L123 126V125H127V124H124ZM239 124H240V122H238ZM264 123V122H263ZM26 124H28L29 126H31V127H27V126H25ZM48 124V123H47ZM47 124H46V126H47ZM116 124V125H115ZM137 124V123H136ZM138 124H139V122H138ZM152 124H153V122H152ZM156 124H158V122H156ZM166 124V123H165ZM167 124H169V122L167 123ZM166 124V125H167ZM216 124V125H217ZM228 124H230V123H228ZM45 125V124H44ZM118 125L115 127V128H118ZM141 125V124H140ZM170 125H168V126H170ZM231 125H233L232 123H231ZM230 125V126H231ZM251 125H253L252 123H251ZM57 126H60V125H58L57 124ZM109 126V125H108ZM121 126V127H122ZM124 126V127H125ZM129 126V124L127 125V127ZM138 127H137V129H141V126H139V125H137ZM143 126H144V124H143ZM191 126L192 127H194V128H191ZM247 126H249V125H247ZM256 126H258V125H256ZM24 127H27V128H31L32 130L34 129L35 131L37 130V134H38V131L40 132L39 133V135H37L36 134V136H34V132H32V134H33V136L34 137H32V135L30 134H28V136L29 137H31V138H28L27 137V135H25L24 134V132H21V130H23V128ZM51 127V126H50ZM120 127V126H119ZM126 127V128H127ZM167 127V126H166ZM197 127H200V128H198L197 130H195V128H197ZM255 127V126H254ZM260 127V126H259ZM26 128V129H27ZM43 128H44V126H43ZM48 128V127H47ZM55 128H56V126H55ZM61 128V127H60ZM97 128V127H96ZM100 128H103V126H100ZM99 128V129H100ZM109 128H111V125L109 126ZM109 128H106V129H109ZM126 128H123V129H126ZM130 128V127H129ZM144 128V127H143ZM172 128V127H171ZM226 128H228V127H226ZM235 128V127H234ZM237 128H239V127H237ZM236 128V129H237ZM244 128H246L245 127V125H243V127H241V129H244ZM247 128H249V127H247ZM246 128V129H247ZM262 128H263V126H262ZM31 129H28V131L29 132H31ZM51 129V128H50ZM77 129V131H79ZM94 129V128H93ZM104 129V128H103ZM102 129V130H103ZM122 129V128H121ZM134 129V130H133ZM175 129V128H174ZM235 129V130H236ZM251 129H253L254 130V128L252 127H250V130ZM33 130V131H34ZM55 130V129H54ZM57 130V129H56ZM59 130V129H58ZM88 130V129H87ZM86 130V131H87ZM110 130H112V129H110ZM110 130H107V133H109V131ZM129 130V129H128ZM143 130V129H142ZM173 130V129H172ZM223 130H226V129H223ZM231 130V129H230ZM234 130V129H233ZM248 130V129H247ZM246 130V131H247ZM255 130L257 131L258 129L257 128H255ZM263 130H264V128H263ZM25 131V133H26V130H24ZM89 131V130H88ZM87 131V132H88ZM94 131H95V129H94ZM104 131V130H103ZM123 131L124 130H121V131H117V134H118V132L120 133H123ZM130 131V130H129ZM128 131V132H129ZM232 131V130H231ZM230 131V132H231ZM252 131V130H251ZM259 131H260V129H259ZM54 132V131H53ZM261 132V131H260ZM262 132H264V131H262ZM101 133H102V131H101ZM106 133V134H107ZM115 133V135H116V132H113L112 134H114ZM244 133V132H243ZM105 134V133H104ZM112 134H111V137H112ZM129 134V133H128ZM223 134V137L226 135L225 133H224V131L223 132H221V135ZM229 134H231V133H229ZM228 134V135H229ZM254 134V133H253ZM44 135V136H43ZM77 135V138H76V140H78V137L81 135V134H76ZM99 135V134H98ZM115 135H113V136H115ZM139 135V136H138ZM228 135H226L225 137L226 138H228L229 136ZM233 135V134H232ZM251 135V134H250ZM103 136V135H102ZM216 136V135H215ZM231 136V135H230ZM245 136V135H244ZM246 136H248V135H246ZM263 136H264V134H263ZM262 136V137H263ZM136 137L134 138V139H136ZM214 137V136H213ZM212 137V138H213ZM44 138H45V140H44ZM88 138V137H87ZM86 138V139H87ZM101 139H100V142H99V145H102L103 143H104V140H103V137H100ZM110 138V137H109ZM215 138V137H214ZM241 138H244V137H241ZM27 139V140H26ZM234 139H236L237 140V138L235 137ZM244 139H246V137L244 138ZM44 140V141H43ZM75 140V145L70 149L71 151L72 150H75L76 148H80V146L84 143V139L83 140H79L78 142ZM88 140V139H87ZM111 140V139H110ZM205 140V139H204ZM208 139L206 138V141H207ZM239 140V139H238ZM37 141V143L39 144L36 148H37V152H38V157H40L41 158V160H42V162L41 163H39L38 161V164H37V166L39 165V169H36L37 167H35V163L33 164L32 163V161H36V159L35 160H33L32 159V161H31V159L30 158H28L27 160H26V158L25 159H23V164H24V167H21V159L23 158V156L22 155H24V156H26V153H23L22 151H20L21 149L19 148L21 145H24L25 143H30V142H36ZM57 141V142H56ZM72 141H70V142H72ZM132 141V140H131ZM241 140H239V142H240ZM243 141V140H242ZM77 142V143H76ZM83 142V143H82ZM114 142V141H113ZM117 142V141H116ZM136 142V141H135ZM218 142V141H217ZM227 142V141H226ZM225 142V143H226ZM239 142H237L238 144H239ZM244 142H247V140L246 141H244ZM259 142V141H258ZM78 143H80V144H78ZM228 143H229V141H228ZM233 143H235V140H234V142L232 141V144ZM27 144V145H28ZM107 144V143H106ZM161 144V145H160ZM163 144V145H162ZM215 144V143H214ZM221 144V143H220ZM247 144H248V142H247ZM253 144V143H252ZM30 145H31V143H30ZM219 145V144H218ZM225 145V144H224ZM230 145V144H229ZM236 145V144H235ZM240 145V144H239ZM217 146V145H216ZM215 146V147H216ZM228 146V145H227ZM233 146V145H232ZM22 147V146H21ZM25 147V146H24ZM90 147V146H89ZM109 147V146H108ZM120 147V146H119ZM183 147V146H182ZM237 147H239V146H237ZM236 147V148H237ZM252 147V146H251ZM27 148V147H26ZM25 148V149H26ZM35 148V149H36ZM70 148V147H69ZM96 148H98V145H94V147H92V148H90L89 150H88V152L89 153H91L89 156H90V158L91 157H93V158H91V160L93 159L94 160V158L97 156L96 155V153H95V150H96ZM112 148V147H111ZM117 148V147H116ZM24 149V148H23ZM28 149H29V147H28ZM107 149V148H106ZM121 149V148H120ZM179 149H181L180 151H179ZM190 149V148H189ZM229 149H232V148H230L229 147ZM27 150V149H26ZM123 150V149H122ZM124 150H126V148H124ZM168 150V149H167ZM172 150V149H171ZM173 150H174V148H173ZM172 150V151H173ZM222 150L224 151V149H222L221 148V152H222ZM250 150H251V148H250ZM91 151H94V153L95 154H93V152H91ZM98 151H100V150H98ZM129 151V150H128ZM190 151V150H189ZM227 151V150H226ZM230 151V150H229ZM246 151V150H245ZM263 151H264V149H263ZM27 152V151H26ZM67 152V151H66ZM117 152V151H116ZM125 152V151H124ZM127 152V151H126ZM133 152V154H134V151H132ZM143 152H145L144 150H143ZM217 152V151H216ZM235 152V151H234ZM233 152V153H234ZM239 152V151H238ZM250 152L251 151H249V154H250ZM257 152V151H256ZM65 153V152H64ZM75 153V152H74ZM104 153H106L107 155H104ZM119 153H121V151H119L118 153H115V154H119ZM123 153V152H122ZM131 153V152H130ZM146 153V152H145ZM176 153V154H177ZM228 153V152H227ZM243 153V152H242ZM245 153V152H244ZM253 153V152H252ZM33 154V153H32ZM41 154V155H40ZM98 154V153H97ZM174 154V153H173ZM193 154H195V155H193ZM218 154V153H217ZM221 154V153H220ZM229 154V153H228ZM261 154L262 155H264V152L262 153L261 152ZM40 155V156H39ZM88 155V154H87ZM93 155V156H92ZM120 155V154H119ZM140 155V154H139ZM139 155H137V156H139ZM168 155V156H167ZM212 155H214V156H212ZM232 155V154H231ZM230 155V156H231ZM254 155V154H253ZM255 155H256V153H255ZM258 155H260V154H258ZM88 156V157H89ZM101 156H100V158H101ZM224 156V155H223ZM233 156V155H232ZM240 156V155H239ZM243 156H244V154H243ZM242 156V157H243ZM252 156V155H251ZM30 157H31V155H30ZM98 158H99V155L97 156ZM261 157V156H260ZM264 157V156H263ZM37 158V157H36ZM87 158V157H86ZM147 158V157H146ZM262 158V157H261ZM38 159V158H37ZM95 159H97V158H95ZM124 159H125V156H124ZM133 159V160H132ZM177 159H179L178 157H177ZM243 159V158H242ZM90 159L88 158V161H89ZM90 160V161H91ZM131 160V161H130ZM135 160V161H134ZM144 160H145V157H144ZM236 160V159H235ZM263 160V159H262ZM86 161H87V159H86ZM87 161V162H88ZM94 161H96V160H94ZM94 161H92V162H94ZM97 161H100V160H98L97 159ZM101 161H102V158H101ZM174 161V162H173ZM244 161V160H243ZM255 161H257L256 159H255ZM254 161V162H255ZM261 161V160H260ZM53 162V163H52ZM58 162V163H57ZM264 162V161H263ZM104 163V162H103ZM142 163V162H141ZM205 164V165H208V163H211V164H216L214 167H212V168H210L209 170H208V168L206 169L205 167H204V169L203 170H206V171H203L202 172V169L199 171V170H197L196 168H197V166L198 165H200V168H201V165L202 164ZM237 163V162H236ZM53 164V165H52ZM86 164V163H85ZM84 164V165H85ZM251 164V167H254V166H252V162L250 163ZM255 164V163H254ZM87 165V164H86ZM104 165V164H103ZM187 165H192V166H190V168L192 169V171H191V174H194V175H197V176H199L198 178H196V179H192L191 181H193V180H195L196 182L192 185L191 183H189V180H186V179H179V180H181V181H183L182 182V185H183V187L181 188V190H179L178 188H180V185H178V184H180V182L178 183L177 182V180L176 181H174V179L176 178V177H179V174H180V172H181V170L183 171L184 170V168L187 166ZM244 165V164H243ZM249 165V164H248ZM260 165V164H259ZM208 166H210V165H208ZM257 166V165H256ZM57 167H59L60 168V172H61V176L62 177H65L64 179L62 178V179H60L61 177L60 176H58V177H60L59 179H60V182L58 183V178H57V180H55L54 178H50L49 179V175L51 174V173H53V171L57 168ZM199 167V166H198ZM261 167H262V164H261ZM261 167H259L258 166V170H257V172H259V170H260V168ZM88 168V167H87ZM96 168H98V169H96ZM257 168V167H256ZM232 169V168H231ZM240 169V170H239ZM250 169L251 168H249V173H250ZM254 169L255 168H253V171H254ZM37 170H39L40 171V175L39 176H33L32 175V171L34 172V171H37ZM247 171H248V169H246ZM23 171H24V173H23ZM76 171H78V170H76ZM119 171V170H118ZM128 171V170H127ZM126 171V173H129V172H127ZM256 171V170H255ZM58 172V171H57ZM60 172H58V174L60 173ZM264 170H261L260 171V176L258 177V176H255V177H258V178H262V180L260 179V181H251V180H249L248 178H246L247 180H249V181H251V182H249L248 184H251L252 182L253 183H255V184H257L259 187L258 188H256V185H252V187H255V189L254 190H252V192L251 193H256V192H259V195H261V199H260V201H262L263 203H264ZM119 173V172H118ZM248 173V172H247ZM248 173V174H249ZM254 173V172H253ZM123 174H124V172H123ZM130 174V173H129ZM132 174V173H131ZM251 174H252V171H251ZM251 174H249V175H251ZM65 175V176H64ZM116 175H117V177H116ZM126 175V174H125ZM259 175V174H258ZM120 176V175H119ZM129 176V175H128ZM137 176V175H136ZM202 176V177H201ZM123 177V176H122ZM125 177V176H124ZM123 177V178H124ZM205 177V178H204ZM248 177H250V176H248ZM121 178V177H120ZM139 178V177H138ZM251 178H252V180H254L255 178H253V175H251ZM250 178V179H251ZM149 179V178H148ZM147 179V180H148ZM257 179V178H256ZM255 179V180H256ZM84 181H86L85 183H83ZM120 181V180H119ZM246 181V180H245ZM127 182V183H126ZM121 183V184H120ZM186 183V184H185ZM109 184H111V185H113V186H115V188H112V189H108L109 187H107V189H104L105 188V185H109ZM133 184V185H132ZM142 184V183H141ZM104 185V186H103ZM130 185H132L133 187H132V190H130V189H128L129 188V186ZM195 185V186H194ZM250 185V186H251ZM104 187V188H101V187ZM192 186H194V189H193V187ZM248 187L246 188V190H248V189H250V187H249V185H247ZM118 187V188H117ZM142 187V186H141ZM124 188V189H123ZM176 188V189H175ZM243 188V187H242ZM121 189H123V190H121ZM128 189V190H127ZM177 189L179 190V191H177ZM200 190V191H196V190ZM230 189V191L233 193V191ZM236 189V188H235ZM240 189H241V187H240ZM252 189V188H251ZM251 189H250V191H251ZM193 190V191H192ZM215 190H217V189H215ZM227 190V189H226ZM225 189H222V190H218V191H214L215 193L214 194H218V197H219V195H222V196H224L225 195V193H228L227 191H226ZM192 191V192H191ZM235 191H237V190H235ZM106 192V193H105ZM245 192V191H244ZM260 192H261V194H260ZM231 193V194H232ZM237 193V192H236ZM112 194H114V195H112ZM123 194H125L127 197L126 198H124L123 200H121V198H120V195H123ZM208 194V193H207ZM206 194V195H207ZM234 194V193H233ZM232 194V195H233ZM248 194V193H247ZM258 194V193H257ZM139 195V194H138ZM145 195V194H144ZM205 195V194H204ZM229 196H230V194H228ZM128 196H130V198L128 197ZM140 196V195H139ZM197 196V195H196ZM235 196V195H234ZM122 197V196H121ZM198 197V196H197ZM201 197H203V196H201ZM196 198V197H195ZM221 198V197H220ZM225 198H227V197H225ZM229 198V197H228ZM230 198H231V196H230ZM233 198V197H232ZM203 200H204V198H202ZM207 200L209 199V198H206ZM205 199V200H206ZM223 199H224V197H223ZM223 199H221L220 200V202L222 203L221 205H220V209H221V207H222V205H223V207L222 208H227V204L225 205L224 204V202L222 201ZM235 199V198H234ZM234 199H232V200H234ZM254 201L256 200V199H254V198H252ZM190 200L191 199H189L188 201L190 202ZM210 200V199H209ZM236 200V199H235ZM243 200H245V199H243ZM251 200V199H250ZM192 201V200H191ZM196 201V200H195ZM227 201H230V200H227ZM16 202H18V203H16ZM86 202H88L87 204H86V207L87 206H89L88 208H90L91 210V216L93 215V218H94V221H95V223L94 224H96L97 225V227H98V230H94V228H95V226H94V224H93V226L91 225L92 223H90V222H88V217H87V215L89 214L88 212L89 211H87L86 210V208H85V206H84V208L85 209H83V207H82V209H80L81 207H80V205L81 204H83V203H86ZM116 202V203H117ZM136 202V201H135ZM153 202V201H152ZM159 202V203H160ZM182 202H184V201H182ZM200 202V201H199ZM202 202V201H201ZM231 202V201H230ZM249 202V200L246 202V201H244V204L246 203H248ZM90 203V204H89ZM122 203V204H123ZM138 203V202H137ZM136 203V204H137ZM147 203V202H146ZM145 203V204H146ZM151 203V202H150ZM149 203V206H148V209L150 208V207H153L152 205L154 204V203H151L150 204ZM159 203H157L158 205H159ZM243 203V202H242ZM256 203H258L257 201H256ZM262 203V204H263ZM31 205V212H30V209H29V213H30V215L32 216V214H33V216L35 215V218L37 219V217H39L38 219L41 221H39L40 223H37V222H35L34 223V225H36L37 227H35V228H37V230H34V228H33V226H31V222H30V220H31V217L29 216V217H27V220H26V222L24 223L23 222V211H22V209H24V208H26V206L27 205ZM140 204V203H139ZM175 204V203H174ZM202 204V203H201ZM218 204V203H217ZM253 203H251V205H252ZM255 204V203H254ZM92 205V206H91ZM124 205H125V203H124ZM161 205V204H160ZM159 205V206H160ZM189 205V204H188ZM219 205V204H218ZM23 206V207H22ZM121 206V205H120ZM145 206V205H144ZM157 206V205H156ZM174 206V207H173ZM187 206V205H186ZM194 206V205H193ZM198 206V205H197ZM200 206H202V205H200ZM199 206V207H200ZM212 206H214V205H212ZM243 206V205H242ZM258 206H259V204H257L256 205V208H258ZM261 206V205H260ZM30 207V206H29ZM111 208H112V206H110ZM114 207V206H113ZM118 207V206H117ZM208 208H210L209 206H207ZM217 207V206H216ZM216 207H214V208H216ZM253 207V209L255 208L254 206H252ZM107 208H108V206H107ZM110 208V209H111ZM119 208V207H118ZM117 208V209H118ZM208 208H206V209H208ZM241 208V207H240ZM243 208V207H242ZM248 210H250V209H252V208H250V203L248 204V206L246 207ZM261 207H259L258 209H260ZM114 209V208H113ZM115 209H116V207H115ZM213 209V208H212ZM257 209V210H258ZM200 210L201 209H199V211L198 212H200ZM223 210V209H222ZM227 210V209H226ZM264 210V206H263V208H262V211ZM24 211H25V209H24ZM190 211V210H189ZM193 211V210H192ZM194 211H196V210H194ZM221 211V210H220ZM234 211H237V209H235ZM252 211V210H251ZM250 211V212H251ZM106 212H108L107 210H106ZM105 212V214H107ZM113 212V211H112ZM175 212V214L173 215L172 213H174ZM197 212V211H196ZM196 212H194V213H196ZM197 212V214L195 215V217H198L197 215L199 214ZM203 212V209H202V211L200 212V214ZM207 212V211H206ZM212 212V211H211ZM223 213H224V211H222ZM256 212V211H255ZM259 214H260V212H261V210H260V212L259 211H257ZM257 212H256V214H257ZM264 212V211H263ZM27 213V212H26ZM110 213V212H109ZM178 213V214H177ZM221 214V213H219L220 215H223L224 216V214L226 213H224V214ZM233 213V212H232ZM82 214V215H81ZM199 214V216H201ZM203 214V213H202ZM236 214V213H235ZM251 214V213H250ZM28 215V214H27ZM37 215V216H36ZM71 215V216H70ZM79 215H81L80 217H79ZM90 215V214H89ZM121 215H122V213H121ZM261 215V214H260ZM260 215H258L257 214V216H259L260 218L262 217V215L260 216ZM203 217H205L204 216V214L202 215ZM207 216H209V215H207ZM215 216H218V215H216L215 214ZM228 216H230V214H228ZM249 216V215H248ZM211 216H209V217H207V218H210ZM227 217V216H226ZM155 218H157L159 221V223H158V225L156 226L155 225V223L153 222V220H155ZM218 218H220V219H223V217H217V219ZM243 218V217H242ZM248 218V217H247ZM251 218V217H250ZM258 218V217H257ZM263 218V217H262ZM26 219V218H25ZM25 219H24V221H25ZM202 219H204V218H202ZM244 219V218H243ZM254 219V218H253ZM231 219H228V222L230 221ZM233 220V219H232ZM223 221H224V219H223ZM225 221H226V219H225ZM252 221V220H251ZM263 221V220H262ZM19 223L18 225H19V227H18V230H13V229H11V226L13 225V224H15V223ZM222 224H221V226H223V222H222V220L220 221ZM237 222H238V220H237ZM259 222H261V220H259ZM151 223H153V225L151 224ZM213 223H215V221L213 222ZM225 223V222H224ZM231 223V222H230ZM255 223V222H254ZM217 224V223H216ZM256 224V223H255ZM259 225V224H258ZM17 226V225H16ZM211 226V227H210ZM217 226H219V224L217 225ZM216 226V227H217ZM233 226V225H232ZM23 227H25V229H28V230H25ZM93 227V228H92ZM210 228L211 230H209L208 228ZM246 227V226H245ZM258 227V226H257ZM13 228H14V226H13ZM220 228V227H219ZM226 228V227H225ZM229 228H230V226H229ZM252 228V227H251ZM39 229V230H38ZM126 229V228H125ZM213 229H214V227H213ZM217 229V228H216ZM231 229V228H230ZM259 229V228H258ZM255 230V228H253V230H251V231H249V233H250V236H251V239L253 238V241H251V243L252 244H257L256 246H258V245H262V247H261V251H263L264 252V230ZM239 230V229H238ZM32 233L34 236H32V237H35L34 239H30L29 237H26V234L27 233ZM231 233H234L235 232V230L233 231V229L230 231ZM244 232V231H243ZM25 233V234H24ZM145 234V235H143V237L141 236L140 237V234ZM101 234V233H100ZM146 234H148L150 237H148L147 239H145V236H146ZM219 234V233H218ZM234 234H237V233H234ZM262 234V235H261ZM225 236V235H224ZM246 238V237H245ZM239 240V243H238V247H234L233 245H232V243H234V241L235 240ZM16 240L18 241L19 240V242H16ZM29 240H32V242H33V244L34 245H32V243L31 244H28V241ZM244 240H246V239H244ZM248 240V239H247ZM106 242V239L105 240H102L101 241V244H103V243H107ZM147 243V245H145ZM35 244H37V245H35ZM41 244H44L43 246L44 247H42V248H40V245ZM42 246V245H41ZM255 247V246H254ZM255 249V248H254ZM258 249H260V247H258ZM258 249L256 248V250L258 251ZM80 250V252H76V251H79ZM256 250H255V252H256ZM260 251V250H259ZM254 252V253H255ZM61 253L62 254H64V257H60L59 255H61ZM258 253V252H257ZM28 254L30 255L31 254V252H28ZM54 256V257H53ZM56 256H58L59 258L58 259H65L64 260V262L63 263H60V262H58L57 261V259H56ZM52 257V258H51ZM32 259H33V257H31Z\"/></svg>", "mask_w": 264, "mask_h": 264}, {"label": "rangeland", "instance_id": "rangeland-1", "mask_svg": "<svg viewBox=\"0 0 264 264\" xmlns=\"http://www.w3.org/2000/svg\"><path fill=\"white\" fill-rule=\"evenodd\" d=\"M44 1V0H43ZM83 3H85V5L88 7V9H90V11L87 9V11L88 12H90V13H88L89 15L87 16V21H89L88 23H95V24H97V26L95 25L94 27H96V29H97V27H98V29H100V30H98V32L97 31H95V35H97V33L98 34H101L98 38L96 37V36H94V33H91V38H90V36L88 35V38H90V40L92 41L91 42V44L88 42V41H90L89 39H87L86 37V35L87 34H89V33H87V32H85L86 33V35H84L85 36V38L86 39H82L81 37V34H85V33H81V32H83V27H85V29H86V26L87 25H89V24H87L86 22H84V24L86 25V26H84V24L81 26V27H77L76 29H80V33H78V31H76V29L75 30H73L74 32L76 31V33H78V37H76V35H74L72 38H74V37H76V39H78L79 38V36H80V38L79 39H81L80 41L79 40H76V39H74V40H72V41H75V42H77V45H75V46H73L74 44H76V43H71V42H69V43H71V44H68V48H67V46H66V48H67V50L68 49H70L71 50V46H73V47H78L79 48V53H80V55L77 53L78 52V48H74L73 50H75L76 52V54H74V56H71V58L72 57H75V56H78V59H77V57L75 58V59H73V60H71V58L70 59H68L67 58V60H65L66 62L67 61H69V63L71 62H74L73 63V67H75V66H77V64L78 65H83L84 67H83V69H84V71L82 70V71H79L78 70V67L76 68V70H78V72L76 73L78 76H76V74H75V77H84V76H88L87 74H89V71H91L92 73H90V75L92 74V76L94 77V78H99L101 81L102 80H104L103 81V85H102V87L99 89V88H97L96 87V85H94V87H96L97 88V94H95V93H93L94 94V96H95V98H94V101L95 100H97L96 102V105H95V103H93V98L90 100V99H88V100H86L87 101V103H88V101L90 100V101H92L91 102V106L90 105H88L87 103H85L86 101H84V104H77V102H76V100H77V98L76 97H74L73 99H76V100H74L73 101V99L72 100H69L70 98H68L67 99V101L65 100V98L63 99L62 98V101H60L59 103H57V105H54V104H56V102H54V100L53 99H50L51 97H50V95L48 94V91H51V89H50V86H51V84H47V85H45V88H44V90L42 91V93H40L41 95L38 97V99L36 100V101H33L32 102V104H33V111L32 110H29V112L27 113V116H26V119H36V121H37V123H38V125H39V123L41 124V123H43L42 125H40L39 127H38V129H47L46 130V132H44L45 134L44 135H47V136H50L51 138H53V139H51V140H53L50 144H49V146L48 147H45V148H43L42 146L45 144V143H39L40 144V147L42 148V151L43 150H47V148L48 149H51L53 146V143H54V139H56L55 137H56V132L57 131H59V134L58 135H60V138L59 137H57V140L59 141V143H60V146H63V142H64V140H65V138H63L62 136H65V134H66V132L67 131H65V127H64V120L66 121V122H70V124L72 123V122H74L75 120H82L83 118L81 117L82 116V114H81V111L82 110H80L82 107L84 108V111L85 110H87L88 108H89V106H90V108L93 110H90V109H88L86 112V114L88 115V116H90L88 113H90L91 114V117H90V119H89V117H88V120H87V122L88 123H86V124H92L93 126H88V125H86V128H84V132H82V130H81V132H80V130L77 128V127H74V129H76V131H75V134L74 135H72V139H74V141H72V140H70V141H72V142H70V141H67L66 142V145H65V147L62 149V151H61V153L60 154H62V155H64V154H73V156L74 155H76V153L77 154H79V155H81L82 153H84L87 149L89 150L90 148H92V147H94V145H98V148H96V150H95V153H96V155L98 156L99 155V158L96 156L95 158H97L98 160H100V161H97V159H95L94 158V160H96V161H94L93 159L91 160V158H93V157H91L90 158V154L91 153H89L88 152V150H87V153H86V157L84 156V158H83V160H84V162L87 164H85V163H83V164H81V166H79V165H77L75 168H74V172L76 173V172H82L81 174H83V172H86L87 171V169H89L91 166H93V167H95V166H97V164H102V167H104L105 165H106V160L108 159V156H107V158H106V160L103 158V156H101V151H105V152H107V150H109V149H111L112 150V152L111 153H113L112 155L113 156H118V157H120V159H121V157L123 158L122 160H125V161H127L126 159H127V157H126V155H127V153H128V155L129 154H132L131 156H130V158H138V160L136 161V162H140V165L142 164V166H139L138 168H132L131 170H129V169H126V166L125 165H122V164H117V163H115L116 165H114V164H109V165H111V166H115L116 167V174L118 175V177H117V175H116V177H117V180H118V182H117V186H118V183L119 182H121V183H123V181L122 180H124V179H128V178H131V180H130V182L133 180V181H135L133 178H136V181H138L137 183L139 184V190H138V193H137V195H135V198H131V199H128L127 201H125L124 203H125V205H124V203H123V201H122V203H118L116 200H113V202H111V203H109V204H106L105 205V211H104V215L107 217V218H113L112 220H110V221H107V220H104L102 223H101V225L99 226V227H101V226H103L104 228H101L100 230H102V231H100V233H98V234H96L95 236L97 237V239H96V242H95V245L96 246H106V245H108V235H107V230H127L128 229V226L130 225V226H133V228L131 229V230H147V229H151L150 227H144V225H145V223L147 224V223H149V221L147 220V221H145V217H149V215L150 214H152V213H154V212H158V210H156L155 208H157L158 209V207H161L163 204H164V201H162V202H160V200H165V199H163L162 197L163 196H161V198H159L158 200H155V202H154V197L152 196V194H150V197H148L149 195H147L146 194V192H143L144 190H145V186L143 187V185H145V183H143L144 181H146V182H148V181H150V176L149 177H147L148 175H144L143 173H142V171H143V169H144V165L146 164L145 162L147 161V159L149 158V159H151L150 158V156L149 155H153V152L150 150V149H147V148H144L143 150L146 152H143V150H141V148H139L140 146H139V143H140V141H143L144 139L143 138H139L138 139V137H136L137 135L135 134V133H137V132H139V131H137V132H133L132 131V128H133V126H135L134 128H136L135 130H140V132H144V131H146L147 129H151V132H154L155 130H158V129H160V130H158V131H164L165 130V132H166V134L167 135H169V138H175L174 140H170L166 145H165V151H168V153H170V155H169V161H172V160H170L171 158H173L174 159V157H175V159H174V161H176L177 160V162H174V163H177L176 165H179V164H181V162L182 161H180L181 159H184V157L186 158V156H188L189 154L188 153H190V152H192V153H195V151L197 150L196 148H194L195 147V141L194 142H192V143H190V144H188V143H186L185 141V134H184V131L185 130H182L181 132V135H178V136H176L177 135V131H176V127H174V125H170V123L172 122V120H174V118L176 119V120H174V121H176L177 122V124L180 122V120H178L177 121V119H178V117L176 118L175 117V115L177 116V115H179V114H173V119L171 120V119H169V114H167V108L168 107H170V104L172 105H174L173 106V108L174 107H176V110H177V106H180L179 105V101H183V99H184V97L186 96L185 94H184V92H186V91H184L183 92V94L182 93H180L179 92V90L181 89V88H184L183 90H186V88H187V86H188V88H189V86H190V83L191 82H193V81H190L189 79H188V76H186V75H188V74H190V70H192V66H193V72L192 73H195V74H193L192 76H197V77H199L200 79L201 78H204L205 80H208V81H206V84H205V80L204 79H202L203 80V83L205 84V85H208L207 84V82L209 83L210 82V86L212 85L213 86V88L211 87V88H207V86L205 87V86H203V83H202V81L198 78V81L200 82H198V81H196L195 79H193V80H195L197 83H195L194 82V84H199L198 85V90L197 91H195L196 90V87H194V85H193V83L191 84V87H192V85H193V88H195L194 89V93H196V95L197 94H199V93H201L202 91H199V90H201L202 88H206V89H209L208 91L206 90H204L203 89V91H205L206 93H207V95L208 96H210L208 99H211L212 101H210V102H212L211 104L208 102V106H209V109L207 110L208 112H205V113H203V115H206V116H208V115H212L211 117H213V119L214 118H216V117H219V118H217V119H214L215 120V122L216 121H225L226 122V124H223L220 128H222V130H221V132H223L224 131V133L226 134V135H228L229 133H231V134H229L228 136V138H226L225 136L223 137V134L221 135V132L217 135V134H211V135H213V136H211V138H208V137H205L204 136V138L202 139V141H201V144H200V148H202V150H203V148H204V145H206L205 144V142H207V143H209L208 144V146L209 145H211V151H212V149L214 148V149H216V150H213L212 151V153L214 154V155H221L222 156V159L223 160H225V161H228L229 162V160H230V165H228V166H225L224 167V170H228V168L230 169V170H233L234 168H241L240 167V164L241 163H243L241 166L243 167L242 169H244L243 171H244V173H245V175H244V177L242 178V181L240 182V183H238V184H234L233 185V187L232 188H234L233 190L231 189V186H232V184H233V182H230V184H231V186H230V184L228 185V186H226V187H224V188H222V189H227L226 191L228 192V193H225V195L224 196H222V195H219V197H218V194L216 195V194H214L216 191H220V190H222L221 188H219V187H215V184H214V182H212L213 180H215L216 179V177H217V175H213L212 177H207V182H205V185H203V188H202V190H201V194H203V195H200V197H199V192L196 194V195H192V197L189 195L187 198L186 197H176L175 198V200H173V201H169V202H167L166 201V203H168L169 205H170V207H172L171 205H174V206H177L178 204L179 205H183L184 207H185V209H184V213L185 214H187L188 212H191L194 216H193V218H191V220H190V222H189V224L191 225V227H193L194 225L193 224H196V223H198L199 224V226H198V230H200L201 229V227H203V225L201 224V221L202 222H204L205 221V223H206V221H207V223H208V221L210 222V223H208V224H210L211 226V228H212V230L214 231V230H217V235H221L222 236V239H229V241H231V239L229 238V237H231V235L233 236V235H237L238 236V238L240 239V241L242 242V243H244V245H246V250H249V246H250V252H249V254H251V253H253V255H254V257H253V255L251 254V256L254 258V261H256V262H258V259H257V256H261L262 255V253H264L263 251H261V247H262V245L260 244V245H258V246H256L257 244H252L251 243V241H253V238L251 239V236H250V233H249V231H251V230H253V228H255V230H257L258 228V230H264V210L262 211V208H263V206H264V203L262 202V201H260V199H261V195H259V192H256V193H251L252 192V190H254L255 189V187H252V185L254 186V185H256V188H258L259 186L257 185V184H255V183H253L254 181H260V179L262 180V178H258L259 176H260V171L261 170H264V155H262L261 154V152L263 153L264 151H263V149H264V136H263V134H264V132H262V131H264L263 130V128H264V97H262V96H264V69H263V71L261 70V68H260V62H262V65H263V67H264V64H263V60H264V54L262 55V57L260 56V53L259 52H257L258 51V47L260 46H258L257 48H256V44H255V46H252V48H253V50H252V48L250 47V43L248 42H244L243 43V41L245 40L244 39V34L243 33H245V35H246V33L248 34V29L246 30L244 27H245V25H244V23H242L243 25V27H241V23L240 22H237V24L238 25H240V27L241 28H244L245 30H246V32H245V30L243 29V32H239L238 33V28L239 27H237L236 25H234V26H236V28H234V26L232 25V24H230L232 21V18H231V14L235 11V12H243V15L245 14V11L244 10H247L246 12L248 13V8L250 9L249 10V12H251V11H253V7H252V5L253 4H255V5H257V6H259V10L258 11H260V10H262L261 12H260V14L261 13H263L264 14V0H247V1H245V3L247 2V3H250V4H252V5H250V7H249V5L248 6H245V5H247V4H244V2H243V0H197V2H195V0H188L189 1V3H188V1L187 0H117V1H115V0H106L107 2V7H110V10H103L102 9V7L101 8H98L97 7V2L98 1H100V0H88V1H85V0H81ZM91 1H93L92 3H91ZM128 1H130V3L128 2ZM183 1H184V3H183ZM194 3H193V2ZM203 1V2H202ZM262 1V2H261ZM104 3H105V0L103 1ZM109 2V3H108ZM112 2H115V3H112ZM127 2V3H126ZM160 2V3H159ZM198 2H200L199 4H201V2H202V4L201 5H199V6H197V4H198ZM243 2V4H244V6L247 8H245L244 7V9H242L243 8V5L242 6H240V7H242V8H240V7H237L238 5H241V3ZM253 2V3H252ZM255 2V3H254ZM260 2V3H259ZM98 3H100V2H98ZM195 4V6L194 5H192V7H191V4ZM204 3V4H203ZM235 3V4H234ZM128 4H130V5H128ZM84 5V6H85ZM117 5H119V6H117ZM216 5V6H215ZM232 5V6H231ZM121 6V7H120ZM129 6V7H128ZM190 6V7H189ZM221 6L222 7H224L225 9V11L223 10V8H221ZM229 6V7H228ZM235 6V7H234ZM256 6V8H258ZM97 8V10H96V8ZM115 7H117L116 8V10H120L119 12L118 11H116V10H113ZM119 7V8H118ZM203 7H204V9H206L207 10V12H206V10H203ZM217 7V8H216ZM228 7V8H227ZM252 7V8H251ZM255 7V6H254ZM94 8V9H93ZM157 8V9H156ZM176 8H179V11H178V9H176ZM190 8V9H189ZM194 8V9H193ZM198 8V9H197ZM212 8H216V9H218V8H221V11L223 10L224 12H222L221 14H220V18H222L223 16L225 17H227V18H223V20H221V19H219L220 20V22H222V26L221 25H219V24H221V23H217L216 21V19H218V17H219V15L217 14V13H219V12H221V11H217L216 9L215 10H213ZM236 8H237V10H236ZM241 10H240V9ZM91 9L93 10V11H95L94 13H92L93 11H91ZM173 9V10H172ZM200 9H202V10H200ZM252 9V10H251ZM255 9V8H254ZM101 10H103V11H101ZM189 10V11H188ZM199 12H198V11ZM209 10V11H208ZM243 10V11H242ZM99 11V12H98ZM107 11V12H106ZM109 11V12H108ZM116 12V14L118 13L119 15H121L122 16V19H121V23H123V24H125V25H123V24H121L123 27L122 28H124V36H123V34L120 32L121 30H119V29H122V28H119V27H121L120 26V23L118 24V23H116L117 25H113L112 26V24L110 23V22H113V24H114V20H115V18L116 19H118V17H119V15L118 16H116L115 17V15L116 14H114V13H112V12ZM196 11H197V13H199V14H197L196 13ZM200 11L202 12V15H201V13H200ZM216 11V12H215ZM101 12V13H100ZM120 12H121V14H120ZM180 12V13H179ZM212 12H213V14H212ZM111 13L112 14H114L113 16L111 15ZM176 13V14H175ZM190 15H189V14ZM204 13H206L205 15H204ZM224 13V14H223ZM247 13H246V15H245V17L247 16ZM252 13H253V15H252ZM252 13H248V14H251L249 17H251V19L249 18V20H247V22H249V21H251L252 20V17L254 16V18H255V14H254V12H252ZM92 15V17H91V15ZM102 14H104V17L106 16V18H101L102 16L101 15ZM188 14V15H187ZM228 14V15H227ZM242 14V13H241ZM262 14V15H263ZM178 15V16H177ZM188 16L187 17V19H186V17H184V16ZM197 15H199V17L197 18L196 16ZM200 15H201V17L202 18H200ZM215 15H217V16H215ZM223 15V16H222ZM98 16H100V17H98ZM109 18H108V17ZM120 16V17H121ZM154 16H155V19H154ZM176 16V17H175ZM222 16V17H221ZM229 16V17H228ZM110 17H115L114 19H111ZM119 17V18H120ZM150 17L152 18V20L150 19ZM182 17H184V18H182ZM216 19H215V18ZM92 18V19H91ZM100 18V19H99ZM182 18V19H181ZM197 18V19H196ZM211 18V19H210ZM212 18H214V19H212ZM247 18V19H248ZM99 19V20H98ZM147 19H148V22H146L147 21ZM154 19V20H153ZM161 19H162V21H161ZM186 19V20H185ZM234 19V18H233ZM102 20H106V22L104 21V24L105 25H103V21ZM185 22H183V21ZM192 20H194V21H192ZM205 20V22L207 23L208 21L207 20H209V22H210V20H211V24L208 22V25L206 24V26L204 25L205 24V22H204V24H203V22H201V21H204ZM212 20H215V22H213V24H212ZM218 20V21H219ZM226 22H225V21ZM237 19L235 18L234 19V21H236ZM107 21H110V22H107ZM119 21H120V19H119ZM118 21V22H119ZM132 21V22H131ZM182 21V22H181ZM145 22L147 23V24H145ZM191 22V23H190ZM192 22H193V25L194 24H197L198 25V27H197V25H192ZM197 22V23H196ZM253 22H256L255 21V19H254V21ZM98 23H101L102 25H99ZM149 23V24H148ZM152 23H154V24H152ZM163 23H165L164 25L166 26V27H164V25H162ZM184 23V24H183ZM227 23V24H226ZM91 24L89 25V30H88V32H92V31H90V26H91ZM145 24V25H144ZM209 24H210V26H209ZM219 26H218V25ZM228 24H229V26L230 27H228ZM256 24H257V22H256ZM256 24L254 25V26H256ZM133 25H134V27L135 28H137V29H135V30H132L133 32L134 31H137V33L140 31L141 32V36H139L136 32H134V35L136 34V36H135V38H133L132 36L130 37V38H132V39H135L136 40V38H138L137 39V41H134V42H131V40L130 41H128V43H127V40H129L128 38V36H130V33L128 34V31L127 30H129V27H131V28H133ZM136 25V26H135ZM146 25H148V28H153V31H159V33H157V35L161 38L162 37V39H158L159 41L160 40H162V41H158L157 39V41H158V43L156 44V43H154V41H156V40H152L151 39V37H152V35L154 34V32L153 33H150L151 34V37L149 36L148 37V34H146L145 32H143L142 33V31H144L145 29H147V26ZM160 26V25H162V26H160V27H162V29L160 28V27H158V26ZM176 25V26H175ZM194 27H192V26ZM226 25V26H225ZM247 25H249V23L247 24ZM100 26H102V27H100ZM108 26V27H107ZM110 26V27H109ZM114 26H116L117 27V31H116V28H114ZM119 26V27H118ZM127 27V30H126V28L125 27ZM146 26V27H145ZM186 26L187 27H189V28H186ZM205 26V27H204ZM217 26V27H216ZM222 27V28H220L221 30H224L225 32H226V34H223V35H221L220 34V36H218L219 38L222 36V38L223 37H225V42H226V39L228 40V42H227V44L226 43H221L220 44V42H219V40L217 39V31L216 30H218V27ZM251 26H252V28L254 27L253 25H252V21L250 22V25H249V30L251 31ZM94 27H91L93 30H94ZM154 27H155V29L156 30H154ZM181 27H183V28H181ZM260 27V26H259ZM75 28V27H74ZM104 28V29H103ZM108 28V29H107ZM109 28H110V30H109ZM111 28H112V30H114V31H112L111 30ZM119 28V29H118ZM131 28H130V30H129V32H131ZM139 28H140V30H139ZM157 28H158V30H157ZM163 28H165L166 29V31L163 29ZM169 28L171 29V30H169ZM181 28V29H180ZM202 28V29H201ZM214 28V29H213ZM217 28V29H216ZM240 28V29H241ZM246 28H247V26H246ZM95 29V30H96ZM144 29V30H143ZM151 29H150V31H151ZM220 29L218 30V32L220 31ZM254 29V28H253ZM252 29V30H253ZM255 29H258V27L256 28L255 27ZM254 29V30H255ZM260 29V28H259ZM257 30V31H264V27L262 28V29H260V30ZM71 30V29H70ZM104 31V33H103V31ZM118 30H119V32H118ZM142 30V31H141ZM188 30V31H187ZM204 30V31H203ZM209 30V31H208ZM211 30V31H210ZM84 31H87V30H84ZM147 31V33H149V31H148V29L146 30ZM167 31H168V33H170L171 31H173V33L175 34H177V35H179L180 34V32L179 31H182V36L184 35V33L187 31V33H185V35L187 36V34L189 33V36H188V38H186V40L188 41L189 39H192L193 40V38L194 37H196L195 38V40L197 39V36L198 37H203L204 39H206V38H209L210 40L208 41V43L206 44H204V43H202L201 42V40L203 41V39L202 38H198L199 40H200V42H199V44H198V42L196 43L195 41V43L194 44H192L193 43V41L192 42H187L186 43V45L187 44H189L190 45V47H189V45H188V47H185L186 45H185V39L183 38V37H185V35L183 36V37H181V35H179L180 36V38H183L182 40L180 39V38H178V39H174V38H172L173 36H171V35H169L168 33H167ZM170 31V32H169ZM177 31V32H176ZM200 31H202V33L201 34H199L198 35V33H200ZM229 33H228V32ZM240 31H242V30H240ZM112 32H118V34L119 33H121L122 34V36L120 37V38H124L126 35H128L125 39H121V41L120 42H122V43H120V45L121 44H123V48L122 47H120L119 45H117V43L119 42V39H117L118 38V36H117V34H116V36L112 33ZM132 32V33H133ZM232 32H235V33H237V35H235L234 36V34L232 33ZM252 32H254V31H252ZM110 34V36H109V34ZM167 33V34H166ZM255 33H256V31H255ZM92 34H93V36H94V38L92 37ZM120 34V35H121ZM126 34V35H125ZM140 34V33H139ZM144 34V35H143ZM149 34V35H150ZM164 34V35H163ZM166 34V35H165ZM203 34V35H202ZM204 34H206L205 36H204ZM241 36H240V35ZM242 34H243V36H242ZM254 34V33H253ZM114 35V36H113ZM146 35V36H145ZM155 36V34L153 35V36H155L156 38H158V36ZM219 35V34H218ZM250 35H252V34H250ZM249 34L245 37L246 38V40H251L252 39V37L254 36V35H252V36H250ZM83 36V37H84ZM98 36V35H97ZM113 36V37H112ZM143 36V37H142ZM166 38V36H170V37H168L167 39H165L164 37ZM176 36V35H175ZM174 36V37H175ZM179 36H177V37H179ZM214 36H216V40H218V42L216 43L215 42V37ZM237 36V38H243L244 40H242V44H245L246 43V46H249L250 47V49H249V52L252 50V52H250L249 54L251 55H249V54H247V56H244V53L242 52V50L244 49L243 47H245V45H242V44H240L239 45V50H237L236 51V49H237V47H238V45H235L234 43H232V42H230L231 40L233 41L234 40V38ZM155 37H152V38H155ZM104 38V39H103ZM106 38V39H105ZM114 38V39H113ZM140 38H141V40H140ZM148 38H149V42H150V44H149V42H148ZM163 38H164V40H166L167 42H169V40H170V38H172L173 40H174V42H173V40H171V44L173 45H171L170 43H168V44H166V43H164V40H163ZM176 38V37H175ZM222 38H220V41H222L221 39ZM232 38V39H231ZM97 39H99V40H97ZM179 39H180V41H179ZM240 39V40H241ZM83 40V41H82ZM85 40H87V41H85ZM93 40H96V42L94 43V41ZM146 40V41H145ZM211 40H213V43H215V44H213L212 43V41ZM240 40H239V42H240ZM245 40V41H246ZM79 41V42H78ZM84 43V45H86L87 44V42H88V47H86V48H84V46H82L83 45V43ZM102 41V42H101ZM133 41V40H132ZM153 41V42H152ZM184 41V42H183ZM191 41V40H190ZM82 44H81V43ZM124 42H126L127 43V45H125V43ZM131 42V44L132 43H135V42H137L136 44H132V45H134V46H136V47H133V46H130V43ZM145 42H147L146 43V48L144 49V47H145V45H143ZM151 42H152V44H151ZM180 42V43H179ZM183 42V43H182ZM205 42V41H204ZM209 42H211V44L209 43ZM239 42L237 43V44H239ZM253 43H254V41H252ZM21 43V41H19L18 42V44H20ZM86 43V44H85ZM97 43H101V46H100V44H97ZM106 43V44H105ZM160 43V44H159ZM162 43V44H161ZM164 43V44H163ZM174 43L176 44V45H174ZM183 44L182 46H183V48H182V46H181V48H182V51H181V55H179L180 53H177V58H178V61H176L177 59H176V56L174 57V55L175 54H173V52L174 51H177V50H174L173 51V49H175L174 47L176 46V49L178 48V49H180V47H177V46H179V45H177V44ZM191 43V44H190ZM228 43H230V44H228ZM231 43L234 45V48L232 49L231 48ZM241 43V42H240ZM90 44V45H89ZM112 45V48H110L111 47V45ZM113 44L114 45H116V47H114L113 46ZM129 44V45H128ZM148 44V45H147ZM167 46H166V45ZM208 44H210L209 46H212L211 48H212V50L214 49L215 50V48L214 47H216L217 48V50L218 51H220V52H218L219 53V55L221 56V58L219 59L218 57V54H216V52H214V51H212V50H210L209 49V46H208ZM228 45V47H226V46H223L224 48H222L221 50H219V48H221L222 46H220L219 48H218V46L219 45ZM248 44V45H247ZM97 45L99 46V49L97 48ZM164 45V50L162 49V46ZM185 45V46H184ZM197 45V46H196ZM203 45H205V46H203ZM207 45V46H206ZM232 45V46H233ZM241 45L243 46L242 48H241ZM81 46H82V48H84V51H83V49H81V52H83V53H85V54H83V53H81L80 52V48H81ZM94 46V47H93ZM108 46H110L109 48H107ZM122 46V45H121ZM158 46H161V48H159ZM262 46V45H261ZM63 47H65V46H63ZM90 47V48H89ZM100 47H103V48H100ZM107 48V50H106V48ZM171 47V48H170ZM197 47V48H196ZM95 48V49H94ZM118 48V49H117ZM136 48V49H135ZM149 49L148 51H147V54H146V51H144V50H146V49ZM158 48V49H157ZM173 48V49H172ZM185 48H186V50H185ZM187 48H189L188 49V52H186L187 51ZM204 48V49H203ZM226 48V49H225ZM230 48V49H229ZM256 48V49H255ZM101 49V50H100ZM108 49H110V51L108 50ZM117 49V50H116ZM120 49V50H119ZM135 49V50H134ZM160 49H162L163 50V52L165 53L166 51L167 52H170V51H173L172 53L170 52V54H171V58H169L170 60H169V62H171V64H172V66H170L171 64L168 62V56H170V54L167 56V57H163V58H161V59H158V61L157 60H155L154 59V57L156 56V55H158V54H160V57H161V54L163 53L162 52V50H161V52H160ZM170 49H172V50H170ZM207 49H209V52L211 53V51H212V53H213V57L212 58H214V54H216L217 55V57L215 56V58L217 59L218 58V61L217 60H215V59H213V60H215L214 62L215 63H217V62H220V63H218L217 65H215V63H211L210 61H208L207 60V58L210 56V55H212V54H210L209 53V56H207ZM225 49V52L226 53H229V55L227 54V56H226V54L224 53L223 54V51L222 50H224ZM227 49H229V51L230 52H236L235 54H232V56H231V54H230V52L228 51H226ZM66 50V51H67ZM72 50V51H73ZM112 50L114 51V52H116V54L117 55H115V53L114 52H112ZM116 50V51H115ZM155 50V51H154ZM158 52H157V51ZM181 50V49H180ZM201 50V51H200ZM203 50H205V51H203ZM216 50V51H217ZM254 50H257L256 52L254 51ZM69 51V50H68ZM67 51V52H68ZM95 53H94V52ZM151 51H153V52H151ZM179 51V50H178ZM183 51H185L186 53L184 54V52ZM65 52V51H64ZM66 52V53H67ZM86 52H87V54H86ZM89 52V53H88ZM92 52V53H91ZM96 52H98V53H96ZM102 52V53H101ZM109 52H112V54H111V56L112 55H114V56H112V57H114V58H112L111 57V60H118L119 61V67H120V61H123L122 62V68H120V69H124V68H127L128 66H129V64H131L129 67H131L132 65H133V68H135V70H132L131 71V69H133L132 67L131 68H129L130 69V71H131V73L129 72V69L127 70V69H124V70H121V71H119V70H117V71H115L116 69H118V64H117V67H116V61H114V63L115 64H113V61H111L110 60V54H109ZM118 52L120 53V54H118ZM121 52H123V53H121ZM149 52V53H148ZM160 52V53H159ZM180 52V51H179ZM203 52L204 53H206V54H204L203 55ZM233 52V53H234ZM156 53H158V54H156ZM163 53V54H164ZM182 53H183V55H182ZM256 53V54H255ZM70 55H72L71 54V52L69 53ZM68 54V56H70ZM154 54H156V55H154ZM163 54H162V56H163ZM193 54V55H192ZM253 54H255L254 56H253ZM85 55H86V57H85ZM90 55H92V56H90ZM106 55V56H105ZM109 55V56H108ZM146 55V56H145ZM152 55V56H151ZM153 55H154V57H153ZM172 55H173V57H172ZM206 55V56H205ZM239 55H241V58L239 57ZM159 56V55H158ZM182 57V59H181V63H180V57ZM190 56H192V57H190ZM230 56L232 57L231 59H235V60H237L238 61V58L240 59L239 61H241V62H243V60H242V57L244 58V61H249V65H245L246 67H247V69H244V74H245V76H241V75H235V73H234V71L231 73V71H230V73H228L227 71H228V69H229V67L228 68H226V66L228 65V66H232V63H233V66L234 65H236L237 63H234V61L235 60H233V62L232 61H229L230 60ZM234 56V57H233ZM258 56V57H257ZM260 56V57H259ZM82 57V58H81ZM91 57H93V58H91ZM123 57L125 58V59H127V60H121V59H123ZM160 57H158V58H160ZM211 57V56H210ZM236 57V58H235ZM142 58V59H141ZM145 59V61H143L144 59ZM156 58V57H155ZM167 59V61H164L165 62V64H168V65H160V68L162 67V66H165L166 67V70H167V66L169 67V69L168 70H172L170 73H168L167 74V71H165L164 69V71H163V73L165 74V75H163V73L161 74V75H163V76H165V78H163V79H167V81L165 80H163L166 84V86H164L166 89H164L163 88V90H166L167 91V93L166 92H163L162 90H161V87H163V82H162V78H161V80L159 81V79L157 78V77H161V75L159 74V76H157L156 77V75H157V73H159V72H157L158 71V69H159V66L157 65V63L158 64H162V63H159V62H163V60L162 59ZM172 58H174L173 60H172ZM190 58H191V62H190ZM255 59V60H252V59ZM83 59H85V60H83ZM132 60V62L134 63H132V62H124V61H128V60ZM151 59V60H150ZM154 59V60H153ZM157 59V58H156ZM165 59V60H166ZM176 59V60H175ZM186 59H188V60H186ZM228 60V62H226L227 60ZM258 59H261L260 61H258ZM111 62H110V61ZM141 60H142V62H141ZM159 60H161V61H159ZM182 60L183 61H188V63L190 62V65L192 64V66H190L188 63V65H189V67H190V69H189V71L186 69L187 67H188V65H187V67L185 68V67H183L184 68V71L186 72H183L182 70H181V72L183 73V75L184 76H182V75H180V74H182V73H180L179 75H180V77H181V79H183V78H185V76L187 77V78H185V81H184V79L183 80H181L180 79V77H179V75H178V72H179V68L181 69V64L182 63H184V62H182ZM226 60V61H225ZM79 61V62H78ZM94 61L96 62L95 64H94ZM152 61H153V63H152ZM177 62L176 64H177V66L175 67V65L173 64V62ZM186 61H185V64H182L183 66H185L186 65ZM75 62H77V64L74 66V64H75ZM178 62H179V64H180V67L178 66L179 64H178ZM231 62V65L229 64ZM240 62V63H241ZM254 62H255V64H254ZM260 63L258 66H257V63ZM69 63H67V64H69ZM86 63V64H85ZM90 63V64H89ZM98 63V64H97ZM125 63V64H124ZM95 65V67H94V65ZM102 64V65H101ZM170 64V65H169ZM221 65V68L223 67V66H225L226 64V66H225V68L223 67V69H225V71H223L226 75L227 74H229V75H227V77L229 76V79L230 80H225V81H227V82H224L223 83V81L222 80H224V78L226 77L225 76V74L222 76V77H220L219 76V74H223V72L221 71L220 73L218 72L219 70H221V68L217 71V67L219 68L220 66H218V65ZM85 65L87 66V68L89 67V68H91V69H89V71H88V69L85 67ZM97 65V66H96ZM98 65H99V67H98ZM104 65V66H103ZM108 65V66H107ZM111 65V66H110ZM114 65V66H113ZM211 65H215L214 67L212 66L211 67ZM223 65V66H222ZM68 66V65H67ZM67 66H65V67H67ZM69 66H70V64H69ZM148 66H149V69H147L148 68ZM153 68H152V67ZM205 66V67H204ZM217 66V67H216ZM82 67V66H81ZM98 67V68H97ZM177 67H179V68H177ZM198 67V68H197ZM67 68H69V67H67ZM111 68H112V71H113V73L111 74ZM151 68H152V70H151ZM156 68V69H155ZM182 68V69H183ZM230 68H232V67H230ZM234 68V67H233ZM73 69V68H72ZM71 69V67H70V70H72ZM75 69V68H74ZM95 69V70H94ZM153 69H155V72H157L156 74L155 73H153ZM186 69V70H185ZM97 70V71H96ZM104 70H106V71H109V72H106V71H104ZM128 71V72H126V71ZM147 70H149V72L147 71ZM152 72H151V71ZM162 70V69H161ZM161 70H159V71H161ZM230 70V69H229ZM231 70H233V69H231ZM73 71V70H72ZM95 71V72H94ZM111 71V72H110ZM115 71V72H114ZM175 72V74H176V76L177 77H179L178 79H177V83H178V85L176 84L174 87H176V88H173V87H171V88H173V89H171L170 88V86H172V85H174L175 84V81H176V79L175 78H177V77H175V74H174V76H173V73ZM216 71H217V73H216ZM74 72V71H73ZM99 72V73H98ZM103 72V74H101ZM105 72V73H104ZM124 72V75H122V73ZM162 72V71H161ZM169 72V71H168ZM79 73V74H78ZM109 73L110 74V78H109V74H108V76H107V74ZM117 73V74H116ZM121 73V74H120ZM148 73H149V75H151L152 73H153V75H155V77H154V79H157V80H155L156 82L158 81V83L157 84H159L160 82H162V83H160L159 85H157L156 84V82L154 81V79L152 78L151 79V76H150V78L148 77V80H152V84H153V81H154V84H155V86L157 87V89H159V87L161 86V84H162V86L160 87V89H159V91H162L161 92V94H160V92H158V90H157V94L159 95V97H158V95L156 96V87L155 86H153V85H151L150 83H148L147 82V80L144 82V76H143V74L145 75V74H147L148 75ZM198 73V74H197ZM81 74H82V76H81ZM99 74V75H98ZM126 74V75H125ZM128 74H135L136 76H135V78H131V77H133V75L131 76V75H128ZM197 74V75H196ZM218 74V75H217ZM73 75V74H72ZM128 75V76H127ZM147 75H145L146 77L145 78H147ZM148 75V76H149ZM168 75H170L171 77H168ZM204 77H203V76ZM68 76V75H67ZM66 76V77H67ZM103 76V77H102ZM112 76V77H111ZM129 76H131V77H129ZM139 76H140V79H139ZM143 76V77H142ZM194 76V78H196ZM218 76H219V78H218ZM72 77H74V75L72 76ZM106 79H105V78ZM138 78V81H140V82H138V86H139V84L140 83H142V80H143V83L146 85V87H145V89L143 88V86L141 87V86H139L138 87V89H141L142 88V90L143 91H146L147 93H148V96H146L145 97V95H144V97L145 98H147L148 100H150L149 102L148 101H146L145 100V98L141 95L140 97L138 96V95H140L141 94V91L142 90H140V93H139V90H138V92L136 91H134V90H137V88L135 87V84H136V80H137V78ZM143 79H142V78ZM166 77H168L169 78V80H168V78H166ZM173 77V78H172ZM175 77V78H174ZM183 77V78H182ZM226 77V78H227ZM13 80L14 79H16L14 76L13 77H11ZM87 78V77H86ZM89 78V77H88ZM97 78V79H98ZM189 78H192L191 77V74H190V77ZM225 78V79H226ZM90 80H91V78H89ZM111 79H113V80H111ZM172 80V82H171V84L172 85H170L169 86V89H168V84L167 83H169L170 84V82L169 81H171ZM175 79V80H174ZM186 79H188L189 80V82L190 83H188V81L186 82ZM220 79V80H219ZM222 79V80H221ZM228 79V78H227ZM249 79V80H248ZM254 79V80H253ZM89 80V81H90ZM96 80V79H95ZM95 80H93V78H92V81H88L89 82V86H90V84H95ZM109 80H111V81H109ZM133 81V82H131V81ZM109 81V82H108ZM178 81H180V82H182V81H184V82H182V83H187V84H189V85H185V84H183V85H185L184 87H182L183 85H182V83H181V85H179V82ZM214 81H216L217 82V84L214 82ZM222 81V82H221ZM245 81V82H244ZM93 82V83H92ZM104 82H105V84H104ZM113 82H115L114 84H113ZM129 83L130 85V87L131 88H129V89H131L130 91H132V93H133V91H134V93L133 94H136L135 96H138L139 98H137V97H133V94H131L130 93V91L128 90V91H126V88L128 87V85L126 86V88H124L123 86H125L126 85V83ZM132 84H131V83ZM211 82H213V83H215V84H212ZM220 82V83H219ZM141 84V85H144V84ZM241 83V84H240ZM249 83V84H248ZM202 84V85H201ZM218 84L220 85V86H218ZM245 84V85H244ZM216 85V87L218 86L219 88H216V87H214ZM228 85V86H227ZM234 85V86H233ZM88 86V87H89ZM132 86H134L135 87V89H134V87L132 88ZM137 86V85H136ZM159 86V87H158ZM197 86V85H196ZM201 86H203V87H201ZM225 86V87H224ZM242 86V87H241ZM119 87H120V89H119ZM152 87V88H151ZM153 87H155V88H153ZM208 87H209V85H208ZM46 88H47V90H46ZM122 88H123V90H122ZM148 88V89H147ZM154 89V90H152V91H154L155 93H153V94H150V93H152V91L150 90V89ZM178 88V91L177 92H179V94H177L176 93V91H174L175 93L174 94H171L172 92H170V91H173V90H175V89H177ZM188 88H187V90H188ZM192 88V89H193ZM222 88V89H221ZM226 90V91H224V89ZM228 88L230 89L229 91H228ZM252 88V89H251ZM125 89V90H124ZM134 89V90H133ZM211 89V90H210ZM214 89V90H213ZM219 89H221L220 91H219ZM40 90V89H39ZM77 90H79V88H77ZM110 90V91H109ZM116 90H117V92H116ZM190 90V89H189ZM222 90L224 91V92H222ZM120 91H122L121 93H120ZM126 91V92H125ZM47 94H46V93ZM112 92H114V93H112ZM129 93V95H132V96H126V97H128V100L126 99V97L124 96V93ZM170 92V94H168ZM190 92V91H189ZM225 92H228V93H225ZM241 92H242V94H241ZM246 92V93H245ZM99 93V94H98ZM103 93V94H102ZM128 93L127 94H125V95H128ZM206 93H205V95H206ZM248 93V94H247ZM251 95H250V94ZM256 95H255V94ZM262 93V94H261ZM74 94V93H73ZM101 94V95H100ZM105 94V95H104ZM116 94H117V96H116ZM175 94H177V95H179V97L178 96H176ZM229 94H230V96H229ZM241 94V95H240ZM259 94V95H258ZM97 95V96H96ZM98 95H100L99 97V99H98ZM112 95V96H111ZM185 95V96H184ZM204 95V94H203ZM243 95H245V97L243 96ZM249 95V96H248ZM255 95V96H254ZM72 95H70V97H71ZM122 96H124V97H122ZM176 96V97H175ZM183 97V99L181 98V97ZM188 96V95H187ZM186 96V97H187ZM207 96V97H208ZM252 96H253V98H252ZM257 96V98H255V99H257V100H255L254 99V97H256ZM114 97V98H113ZM121 97V98H120ZM154 97V98H153ZM178 97V98H177ZM185 97V98H186ZM200 97H202V96H200ZM199 97V98H200ZM204 97H206V96H203V98ZM251 97V98H250ZM262 97V98H261ZM132 98H134V99H136L137 98V100H135L134 101V99H133V101H132ZM169 98H170V100H171V102H169ZM179 98H181L182 100H180ZM197 98V97H196ZM195 99V100H197L196 101V103L201 99ZM202 98V100H204V103H206V101H205V99H203ZM226 98V99H225ZM40 99V100H39ZM138 99L140 100L139 102H138ZM144 99V101L143 102H141L142 100ZM156 99H159L158 101H161V102H158ZM166 99H168L167 101H164V100H166ZM176 99V100H175ZM208 99H206V100H208ZM240 99H241V101H240ZM259 99V100H258ZM41 100H43V101H41ZM125 100V101H124ZM153 100H156L155 102H157V104L155 103V102H153ZM177 100H179V101H177ZM53 101V103H51ZM64 101H66L65 103H67L66 105H65V103H64ZM72 101V102H71ZM79 102H80V100H78ZM89 101V102H90ZM163 101V102H162ZM238 101V102H237ZM43 102V103H42ZM128 102H130V103H128ZM132 102H133V104H132ZM146 102H148V104L146 103ZM166 102V103H165ZM175 102V103H174ZM200 102V104H202L203 103V101H199ZM198 102V103H199ZM39 103V104H38ZM100 103V104H99ZM107 103H109L110 105H112V106H108V104ZM137 103H139V104H137ZM151 103H153V106L155 105V107H154V109H152L151 110ZM182 103V102H181ZM180 103V104H181ZM203 103V104H204ZM235 103H236V105H235ZM237 103H239V104H237ZM254 103L257 105H254ZM38 105L37 107H35L36 105ZM41 104H42V106H41ZM58 104H59V106H58ZM64 104V105H63ZM85 104H87L88 106L86 107V105ZM90 104V103H89ZM95 106H93V105ZM131 104V105H130ZM150 104V105H149ZM219 104V105H218ZM232 104V105H231ZM67 105H69L68 107H67ZM72 105H73V107H72ZM100 105V106H99ZM102 105V106H101ZM123 105V106H122ZM150 106V108H149V106ZM158 105V106H157ZM167 105H169V106H167ZM206 105V106H207ZM231 105V106H230ZM237 106V107H234V106ZM48 106V107H47ZM99 108H97V107ZM117 106V107H116ZM133 108H132V107ZM153 106H152V108H153ZM247 106V107H246ZM41 107H43V108H41ZM48 108V111H47V108ZM123 107V108H122ZM159 107V108H158ZM211 107V108H210ZM242 107V108H241ZM34 108H35V110H34ZM41 108V109H40ZM67 108V109H66ZM75 108V109H74ZM82 108V109H83ZM102 108H104V109H106V110H104L103 109V111H101L100 109H102ZM126 108V109H125ZM128 108V109H127ZM148 108V109H147ZM208 108V107H207ZM221 108V109H220ZM238 108H239V110H238ZM244 108H246V109H244ZM258 108V109H257ZM60 109V110H59ZM72 110V113H71V110ZM74 109V110H73ZM96 109V110H95ZM158 109V110H157ZM224 109V110H223ZM226 109V110H225ZM241 109V110H240ZM58 110V112H56ZM90 110V111H89ZM119 110V111H118ZM212 110V111H211ZM35 111V112H34ZM59 111H63V113H65V114H63L62 116H63V118L60 120V118H58L59 117ZM80 111V112H79ZM92 111V112H91ZM116 111H118V112H116ZM120 111H121V113H120ZM172 111H174V109L172 110ZM217 111V112H216ZM222 113V112H224V114L222 113H220V112ZM115 112L118 114L119 113V115H121V116H123L122 118H121V116H120V118H121V120L123 119V120H125V123H124V121L122 120L121 122H119L118 121V119H116L117 117L119 118V116H117V114H116V116H115ZM156 112V113H155ZM166 112V113H165ZM262 112V113H261ZM33 113V114H32ZM178 113V112H177ZM216 113V114H215ZM42 115V117L40 118V116ZM44 114V115H43ZM48 114V115H47ZM61 114V113H60ZM193 114L195 115L196 113L193 111ZM233 114V115H232ZM92 115H93V117H95V121H98L97 120V118H98V116H99V120L101 119L102 120V118H103V121L104 120H106V122H107V120H109V119H111L112 117H114L113 118V120L114 119H116V121L114 120H111V121H108L107 122V126H106V122L104 123L103 121V124H101L102 122H101V120L100 121H98V123L99 124H95L93 121H94V119H92ZM112 117H111V116ZM169 115V116H168ZM218 115V116H217ZM47 116H49L48 118H46ZM154 116V117H153ZM242 116V117H241ZM251 116V117H250ZM64 117H66V118H64ZM107 117L109 118V119H107ZM111 117V118H110ZM228 117V118H227ZM25 118V117H24ZM46 118V119H45ZM104 118H106V119H104ZM239 118V119H238ZM249 118H251V119H249ZM253 118V119H252ZM258 118V119H257ZM57 119V120H56ZM64 119V120H63ZM221 119V120H220ZM241 119H243L242 120V122H241ZM245 119H247V120H245ZM249 119V120H248ZM258 121H257V120ZM261 119H263L262 121H260V123H259V120H261ZM40 120H41V122H40ZM155 120V121H154ZM200 120V121H199ZM199 120L197 119L196 121L197 122H201V119L199 118ZM234 120V121H233ZM254 120V121H253ZM255 120L257 121V124L255 123ZM26 121V120H25ZM43 121V122H42ZM126 121H129V123L128 122H126ZM169 122V124H167L168 122ZM195 121V122H196ZM227 121H229V122H227ZM244 121V122H243ZM248 121V122H247ZM252 121V122H251ZM90 122V123H89ZM101 122V123H100ZM111 122V123H110ZM114 122L116 123H120L119 125H118V128H115L116 126H114L113 124H114ZM138 122H139V124H138ZM152 122H153V124H152ZM156 122H158V124H156ZM175 122V123H176ZM215 122L214 123H210L211 125L209 126H207V129L208 128H212V127H217L218 126V124L216 125L215 124ZM238 122H240V124L238 123ZM253 124V125H251V123ZM262 122V123H261ZM48 123V124H47ZM97 123V122H96ZM122 123H124V124H129V126L127 127V125L125 126V125H121ZM137 123V124H136ZM167 125H166V124ZM228 123H230V124H228ZM231 123L233 124V125H231ZM45 124V125H44ZM46 124H47V126H46ZM57 124L58 125H60V126H57ZM141 124V125H140ZM143 124H144V126H143ZM180 124L181 123H179L178 124V126H180ZM111 125V128H109V126ZM137 125H139V126H141V129H137ZM168 125H170V126H168ZM231 125V126H230ZM243 125H245V127L247 128V127H249V128H244V129H241V127H243ZM247 125H249V126H247ZM256 125H258V126H256ZM25 126H27V127H31V126H29L28 124H26ZM43 126H44V128H43ZM51 126V127H50ZM55 126H56V128H55ZM100 126H103V128H100ZM120 126V127H119ZM122 126V127H121ZM125 126V127H124ZM167 126V127H166ZM255 126V127H254ZM260 126V127H259ZM262 126H263V128H262ZM27 127H24L23 128V130H21V132H24V134L25 135H27V137L28 138H31V137H29L28 136V134L30 135H32V137H34V136H36V132H37V130L35 131L34 129V131L31 129V128H27ZM48 127V128H47ZM61 127V128H60ZM97 127V128H96ZM127 127V128H126ZM130 127V128H129ZM132 127V128H131ZM144 127V128H143ZM156 127H158V129H155ZM172 127V128H171ZM226 127H228V128H226ZM235 127V128H234ZM237 127H239V128H237ZM250 127L252 128H254V130L253 129H251L250 130ZM27 128V129H26ZM51 128V129H50ZM95 129V131H94V129ZM100 128V129H99ZM106 128H109V129H106ZM122 128V129H121ZM123 128H126V129H123ZM175 128V129H174ZM191 128H194V127H192L191 126ZM198 128H200V127H197V128H195V130H197ZM237 128V129H236ZM255 128H257L258 130L256 131L255 130ZM28 129H31V132H29L28 131ZM55 129V130H54ZM57 129V130H56ZM59 129V130H58ZM77 129L79 130V131H77ZM89 131H88V130ZM104 131H103V130ZM110 129H112V130H110ZM130 131H129V130ZM143 129V130H142ZM173 129V130H172ZM223 129H226V130H223ZM232 131H231V130ZM234 129V130H233ZM236 129V130H235ZM259 129H260V131H259ZM24 130H26V133H25V131ZM88 132H87V131ZM107 130H110L109 131V133H107ZM121 130H124L123 131V133H119L118 132V134H117V131H121ZM134 130V129H133ZM247 130V131H246ZM40 131V130H39ZM38 131V134L37 135H39V132ZM54 131V132H53ZM101 131H102V133H101ZM129 131V132H128ZM231 131V132H230ZM32 132H34L33 134H34V136H33V134H32ZM113 132H116V135H115V133L114 134H112ZM140 132L138 133V134H140ZM142 132V133H143ZM244 132V133H243ZM105 133V134H104ZM107 133V134H106ZM129 133V134H128ZM136 135V136H132V135H134V134ZM254 133V134H253ZM76 134H81L79 137H78V140H76V138H77V135ZM99 134V135H98ZM111 134H112V137H111ZM182 134H184V135H182ZM233 134V135H232ZM251 134V135H250ZM43 135V136H44ZM103 135V136H102ZM113 135H115V136H113ZM216 135V136H215ZM231 135V136H230ZM245 135V136H244ZM246 135H248V136H246ZM139 136V135H138ZM263 136V137H262ZM74 137V138H73ZM88 137V138H87ZM100 137H103V140H104V143L102 144V145H99V142H100ZM110 137V138H109ZM136 137V139H134ZM213 137V138H212ZM237 138V140L236 139H234V138ZM241 137H246V139H244V138H241ZM88 140H87V139ZM206 138L208 139L207 141H206ZM84 139V140H83ZM111 139V140H110ZM140 140V141H138V140ZM205 139V140H204ZM241 140L240 142H239V140ZM27 140V139H26ZM44 140H45V138H44ZM43 140V141H44ZM75 140L78 142L79 140H83L84 141V143L81 145L80 143H78V144H80L81 146H80V148H76L75 150H70L74 145H75ZM132 140V141H131ZM234 140H235V143H233L232 144V141L234 142ZM243 140V141H242ZM247 140V142H248V144H247V142H244V141H246ZM114 141V142H113ZM117 141V142H116ZM136 141V142H135ZM218 141V142H217ZM227 141V142H226ZM228 141H229V143H228ZM259 141V142H258ZM57 142V141H56ZM76 142V143H77ZM226 142V143H225ZM237 142H239V144L237 143ZM30 143H31V145H30ZM29 144L28 143H25L24 145H21L19 148L21 149L20 151H22L23 153H26V156H24V155H22L23 156V158L21 159V167H24V164H23V159H25L26 158V160L28 159V158H30L31 159V161H32V159L33 160H35L36 159V161L34 162V161H32V163L34 164H36L35 165V167H37L36 169H39V165L37 166V164H38V162L39 163H41L42 162V160H41V154L39 155L40 157H38L37 155H38V152H37V146L39 145L38 143H37V141L36 142H30ZM107 143V144H106ZM215 143V144H214ZM221 143V144H220ZM253 143V144H252ZM28 144V145H27ZM219 144V145H218ZM225 144V145H224ZM230 144V145H229ZM236 144V145H235ZM161 145V144H160ZM163 145V144H162ZM217 145V146H216ZM228 145V146H227ZM233 145V146H232ZM25 146V147H24ZM90 146V147H89ZM109 146V147H108ZM120 146V147H119ZM139 146V147H138ZM183 146V147H182ZM216 146V147H215ZM237 146H239V147H237ZM252 146V147H251ZM27 147V148H26ZM28 147H29V149H28ZM70 147V148H69ZM112 147V148H111ZM117 147V148H116ZM177 147L178 148H184V147H186V148H184V150H186L185 151V155H184V157L182 156V154L181 153H177L176 152V150H178L177 149ZM229 147L230 148H232V149H229ZM237 147V148H236ZM24 148V149H23ZM27 150H26V149ZM36 148V149H35ZM107 148V149H106ZM121 148V149H120ZM124 148H126V150H124ZM173 148H174V150H173ZM190 148V149H189ZM221 148L222 149H224V151L222 150V152H221ZM250 148H251V150H250ZM79 149L80 150H82L83 152L81 153V151L79 152ZM123 149V150H122ZM168 149V150H167ZM173 151H172V150ZM98 150H100V151H98ZM129 150V151H128ZM181 149H179V151H180ZM190 150V151H189ZM227 150V151H226ZM230 150V151H229ZM246 150V151H245ZM27 151V152H26ZM67 151V152H66ZM90 151V150H89ZM117 151V152H116ZM119 151H121V153H119V154H115V153H118ZM125 151V152H124ZM127 151V152H126ZM132 151H134V154H133V152ZM198 151V150H197ZM217 151V152H216ZM235 151V152H234ZM239 151V152H238ZM249 151H251L250 152V154H249ZM257 151V152H256ZM65 152V153H64ZM75 152V153H74ZM79 152V153H78ZM91 152H93V154H95L94 153V151H91ZM123 152V153H122ZM131 152V153H130ZM186 152H188V153H186ZM229 154H228V153ZM234 152V153H233ZM243 152V153H242ZM245 152V153H244ZM253 152V153H252ZM33 153V154H32ZM98 153V154H97ZM174 153V154H173ZM177 153V154H176ZM192 153H190V155L192 154ZM218 153V154H217ZM221 153V154H220ZM255 153H256V155H255ZM88 154V155H87ZM140 154V155H139ZM233 156H232V155ZM243 154H244V156H243ZM254 154V155H253ZM258 154H260V155H258ZM30 155H31V157H30ZM104 155H107L106 153H104ZM137 155H139V156H137ZM193 155H195V154H193ZM214 155H212V156H214ZM224 155V156H223ZM231 155V156H230ZM240 155V156H239ZM252 155V156H251ZM89 156V157H88ZM93 156V155H92ZM100 156H101V158H102V161H101V158H100ZM124 156H125V159H124ZM136 156V157H135ZM168 156V155H167ZM243 156V157H242ZM262 158H261V157ZM38 159H37V158ZM144 157H145V160H144ZM147 157V158H146ZM177 157L179 158V159H177ZM88 158L91 160H89L88 161ZM136 158V159H137ZM243 158V159H242ZM86 159H87V161H86ZM135 159V160H136ZM236 159V160H235ZM255 159L257 160V161H255ZM263 159V160H262ZM39 160V161H38ZM133 160V159H132ZM134 160V161H135ZM244 160V161H243ZM261 160V161H260ZM38 161V162H37ZM41 161V162H40ZM92 161H94V162H92ZM131 161V160H130ZM145 161V162H144ZM255 161V162H254ZM104 162V163H103ZM138 162V163H139ZM142 162V163H141ZM237 162V163H236ZM252 162V166H254V167H251V163ZM53 163V162H52ZM58 163V162H57ZM97 163V164H96ZM255 163V164H254ZM85 164V165H84ZM104 164V165H103ZM249 164V165H248ZM260 164V165H259ZM261 164H262V167H261ZM53 165V164H52ZM91 165V166H90ZM208 165H210V166H208ZM208 165H205L204 163L201 165V168H200V165H198L197 166V170H201L202 169V172L203 171H206V170H203L204 169V167L206 168H208V170L210 169V168H212V167H214L216 164H211V163H208ZM257 165V166H256ZM90 166V167H89ZM190 166H192V165H187L185 168H184V170L182 171L181 170V172H180V174H179V177H176L175 179H174V181H176L177 180V182L179 183L180 182V184H178V185H180V188H178L179 190H181V188L183 187V185H182V182L183 181H181V180H179L180 178L181 179H186V180H189V183H191L192 185L196 182L195 180H193V181H191L192 179H196V178H198L199 176H197V175H194V174H191V171H192V169L190 168ZM258 166L259 167H261L260 168V170H259V172H257V170L259 169L258 168ZM88 167V168H87ZM257 167V168H256ZM206 168V169H207ZM232 168V169H231ZM249 168H251L250 169V173H249ZM253 168H255L254 169V171H253ZM96 169H98V168H96ZM246 169H248V171L246 170ZM60 170V168L59 167H57L54 171H53V173H51L50 175H49V179L50 178H54L55 180H57V178H58V183L60 182V179H64L65 177H62L61 175V172L59 171ZM76 170H78V171H76ZM119 170V171H118ZM128 170V171H127ZM199 170V171H200ZM240 170V169H239ZM256 170V171H255ZM60 172L59 174H58V172ZM126 171L127 172H129V173H126ZM251 171H252V174H251ZM119 172V173H118ZM123 172H124V174H123ZM249 174H251V175H253V178H257L256 180L254 179V180H252V178H251V175H249ZM254 172V173H253ZM23 173H24V171H23ZM132 173V174H131ZM264 173V172H263ZM41 173H40V171L39 170H37V171H32V175L33 176H39ZM126 174V175H125ZM259 174V175H258ZM120 175V176H119ZM129 175V176H128ZM137 175V176H136ZM58 176H60V177H58ZM65 176V175H64ZM124 178H123V177ZM248 176H250V177H248ZM255 176H258V177H255ZM121 177V178H120ZM139 177V178H138ZM202 177V176H201ZM261 177V176H260ZM60 178V179H59ZM149 178V179H148ZM205 178V177H204ZM246 178H248L249 180H251V181H253L251 184H248L249 182H251V181H249V180H247ZM251 178V179H250ZM148 179V180H147ZM120 180V181H119ZM246 180V181H245ZM86 181H84L83 183H85ZM61 183V182H60ZM120 183V184H121ZM127 183V182H126ZM142 183V184H141ZM186 184V183H185ZM133 185V184H132ZM132 185H130L129 186V188L128 189H130V190H132ZM247 185H249V187H250V189H251V191H250V189H248V190H246V188L248 187ZM251 185V186H250ZM104 186V185H103ZM101 187V188H104V187ZM109 187L108 189H112V188H115V186H113V185H111V184H109V185H105V188L104 189H107V187ZM142 186V187H141ZM195 186V185H194ZM194 186H192L193 187V189H194ZM240 187H241V189H240ZM243 187V188H242ZM118 188V187H117ZM236 188V189H235ZM124 189V188H123ZM123 189H121V190H123ZM127 189V190H128ZM176 189V188H175ZM177 189V191H179ZM215 189H217V190H215ZM230 189L233 191V193L230 191ZM143 190V191H142ZM235 190H237V191H235ZM182 191V190H181ZM193 191V190H192ZM191 191V192H192ZM196 191H200V190H196ZM215 191V192H214ZM245 191V192H244ZM237 192V193H236ZM106 193V192H105ZM208 193V194H207ZM233 195H232V194ZM248 193V194H247ZM258 193V194H257ZM140 196H139V195ZM145 194V195H144ZM205 194V195H204ZM207 194V195H206ZM228 194H230V196H231V198H230V196L228 195ZM260 194H261V192H260ZM112 195H114V194H112ZM235 195V196H234ZM122 196V197H121ZM201 196H203V197H201ZM127 196L125 195V194H123V195H120V198H121V200H123L124 198H126ZM129 198H130V196H128ZM196 197V198H195ZM221 197V198H220ZM223 197H224V199H223ZM225 197H227V198H225ZM229 197V198H228ZM233 197V198H232ZM202 198H204V200L202 199ZM206 198H209L208 200L206 199ZM236 200H235V199ZM252 198H254V199H256L255 201L252 199ZM189 199H191L190 200V202L188 201ZM206 199V200H205ZM221 199H223L222 201L224 202V204L226 203H228L226 206H227V210L225 209V208H222L223 207V205H222V207H221V209H220V205L222 204L221 202H220V200ZM232 199H234V200H232ZM243 199H245V200H243ZM251 199V200H250ZM196 200V201H195ZM227 200H230V201H227ZM249 200V202L246 204H244V201H248ZM136 201V202H135ZM153 201V202H152ZM182 201H184V202H182ZM200 201V202H199ZM202 201V202H201ZM256 201L258 202V203H256ZM117 202V203H116ZM138 202V203H137ZM147 202V203H146ZM154 203L152 206L153 207H150L149 209H148V206H149V203ZM160 202V203H159ZM243 202V203H242ZM16 203H18V202H16ZM88 202H86V203H83V204H81L80 205V209H82V207H83V209H85L86 208V210L87 211H89L88 213L90 214H88L87 215V217H88V222H90V223H92L91 225L93 226V224L95 223V221H94V218H93V215L91 216V207L90 208H88L89 206H87L86 207V204H87ZM137 203V204H136ZM140 203V204H139ZM146 203V204H145ZM150 203V204H151ZM157 203H159V205L157 204ZM175 203V204H174ZM202 203V204H201ZM219 205H218V204ZM250 203V208H252V209H250V210H248L246 207L248 206V204ZM251 203H253L252 205H251ZM255 203V204H254ZM263 203V204H262ZM90 204V203H89ZM189 204V205H188ZM257 204H259V206H258V208L259 207H261L260 209H258V208H256V205ZM88 205V204H87ZM121 205V206H120ZM145 205V206H144ZM157 205V206H156ZM187 205V206H186ZM194 205V206H193ZM198 205V206H197ZM200 205H202V206H200ZM212 205H214V206H212ZM243 205V206H242ZM261 205V206H260ZM30 206V207H29ZM84 206H85V208H84ZM92 206V205H91ZM107 206H108V208H107ZM110 206H112V208L110 207ZM114 206V207H113ZM119 208H118V207ZM173 206V207H174ZM200 206V207H199ZM207 206H209L210 208H208ZM217 206V207H216ZM252 206H254L255 208L253 209V207ZM23 207V206H22ZM115 207H116V209H115ZM214 207H216V208H214ZM241 207V208H240ZM243 207V208H242ZM111 208V209H110ZM114 208V209H113ZM118 208V209H117ZM206 208H208V209H206ZM213 208V209H212ZM24 209H25V211H24ZM24 209H22V211H23V218L25 219V221H24V219H23V222L25 223L26 222V220H27V217H31V220H30V222L32 223L31 224V226H33V228H34V230H37V228H35V227H37L36 225H34V223L35 222H37V223H40L41 221L38 219L39 217H37V219L35 218V215L33 216V214H32V216L30 215V213H29V209H30V212H31V205L29 204V205H27L26 206V208H24ZM199 209H201L200 210V212L202 211V209H203V214H204V216L205 217H203L202 215V213L200 214V212H198L199 211ZM223 209V210H222ZM235 209H237V211H234ZM258 209V210H257ZM106 210L108 211V212H106ZM190 210V211H189ZM193 210V211H192ZM194 210H196L201 216H199V214L197 215L198 217H195V215L197 214V212L196 211H194ZM221 210V211H220ZM252 210V211H251ZM260 210H261V212H260ZM113 211V212H112ZM207 211V212H206ZM212 211V212H211ZM222 211H224V213L222 212ZM251 211V212H250ZM257 211H259L260 212V214L262 215V217L260 218L259 216H257V214L258 215H260L258 212H257V214H256V212ZM27 212V213H26ZM105 212L107 213V214H105ZM110 212V213H109ZM159 212H160V210H159ZM158 212V213H159ZM194 212H196V213H194ZM233 212V213H232ZM121 213H122V215H121ZM219 213H223L224 214V216L223 215H220ZM236 213V214H235ZM251 213V214H250ZM28 214V215H27ZM173 215L175 214V212L174 213H172ZM178 214V213H177ZM215 214L216 215H218L219 217H223V219H224V221H223V219H220V218H218L217 219V217L218 216H215ZM228 214H230V216H228ZM82 215V214H81ZM81 215H79V217L81 216ZM207 215H209V216H211L210 218H207V217H209V216H207ZM249 215V216H248ZM260 215V216H261ZM37 216V215H36ZM71 216V215H70ZM227 216V217H226ZM244 219H243V218ZM248 217V218H247ZM251 217V218H250ZM258 217V218H257ZM202 218H204V219H202ZM254 218V219H253ZM225 219H226V221H225ZM228 219H231L229 222H228ZM233 219V220H232ZM222 220V222H223V226H221V221ZM237 220H238V222H237ZM252 220V221H251ZM259 220H261V222H259ZM263 220V221H262ZM40 221V222H39ZM159 220L157 219V218H155V220H153V222L155 223V225L157 226L158 225V223L160 222H158ZM215 221V223H213ZM225 222V223H224ZM231 222V223H230ZM256 224H255V223ZM217 223V224H216ZM19 223L17 222V223H15V224H13L12 226H11V229H13V230H18V227H19V225H18ZM152 225H153V223H151ZM219 224V226H217ZM259 224V225H258ZM17 225V226H16ZM147 225H149V224H147ZM233 225V226H232ZM13 226H14V228H13ZM94 226H95V228H94V230H98V227H97V225L96 224H94ZM217 226V227H216ZM229 226H230V228H229ZM246 226V227H245ZM258 226V227H257ZM213 227H214V229H213ZM220 227V228H219ZM226 227V228H225ZM252 227V228H251ZM24 229H25V227H23ZM93 228V227H92ZM126 228V229H125ZM204 228V227H203ZM208 228V227H207ZM217 228V229H216ZM205 229V228H204ZM209 230H211L210 228H208ZM233 229V231L235 230V232L234 233H237V234H234V233H231L230 231ZM239 229V230H238ZM15 230V231H16ZM25 230H28V229H25ZM39 230V229H38ZM244 231V232H243ZM219 233V234H218ZM25 234V233H24ZM264 234V233H263ZM143 235H145L144 233L142 234H140V237L142 236L143 237ZM225 235V236H224ZM262 235V234H261ZM32 236H34L32 233H27L26 234V237H29L30 239H34L35 237H32ZM148 237H150L148 234H146V236H145V239H147ZM246 237V238H245ZM106 239V244L105 243H103V244H101V241L102 240H105ZM149 239V238H148ZM244 239H246V240H244ZM248 239V240H247ZM16 242H19V240L17 241L16 240ZM32 243V245H34L33 244V242H32V240H29L28 241V244H31ZM238 243H239V240L237 239V240H235L234 241V243H232V245L235 247H238ZM35 245H37V244H35ZM42 245V246H41ZM40 245V248H42V247H44L43 245L44 244H41ZM145 245H147V243L145 244ZM255 246V247H254ZM258 247H260V249H258ZM255 248V249H254ZM256 248L258 249V251L256 250ZM36 250H38V248H36V247H32L31 245H30V247H29V249H24V253H23V260L24 261H27V260H29V259H31V261L32 262H34L35 264L37 263L36 262V260H37V258L39 257L40 258V255H39V252L38 251H36ZM255 250H256V252H255ZM260 250V251H259ZM28 252H31V254L29 255L28 254ZM76 252H80V250L79 251H76ZM255 252V253H254ZM258 252V253H257ZM60 257H64V254H62L61 253V255H59ZM31 257H33V259L31 258ZM54 257V256H53ZM52 258V257H51ZM59 257L58 256H56V259H57V261L58 262H60V263H63L64 262V260L63 259H58Z\"/></svg>", "mask_w": 264, "mask_h": 264}]
</instances>
